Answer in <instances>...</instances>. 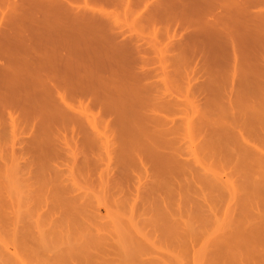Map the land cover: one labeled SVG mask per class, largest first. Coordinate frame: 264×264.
Listing matches in <instances>:
<instances>
[{
  "label": "rangeland",
  "instance_id": "rangeland-1",
  "mask_svg": "<svg viewBox=\"0 0 264 264\" xmlns=\"http://www.w3.org/2000/svg\"><path fill=\"white\" fill-rule=\"evenodd\" d=\"M14 1H16V0H14ZM20 1V2H19ZM82 0H80V2H81ZM121 1V0H120ZM120 1L119 0H117V4H115V3H112V4H105V5H103L102 6V9L104 10V12L105 13H109V16L110 17H108L109 19H110V22H111V24H114V27L116 26L119 30H116V32H124V34L123 35H121L120 36V33L119 34H116L117 35V37H115L116 39H115V41L114 42H121L122 40H123V42H129L130 44H128V45H131V47H132V43L133 42H135L133 45V48L134 47H138V46H135L136 45V43H138V45H144V48L146 49V50H144L143 49V52H145V56H143L144 54H143V52L141 51V50H139L140 51V53L139 52H135V58H138V59H142V57L143 58H147V60H149V61H147L146 59V61L147 62H149L150 64H148V66H146V65H144V66H146L145 68L147 69V71L145 72V73H147L148 71L150 72V73H152V75L149 73V75H148V73H147V76L149 77H147V76H145L146 78H148V79H150V77H152V79H150L152 82H155V83H158L159 85H155V84H153V85H150V86H148L149 88L147 89V88H145V89H147V90H144V93L146 92V93H149V91H150V93H151V95H152V97L154 96V94H155V96L152 98L153 100H151L150 102L149 101H145L146 99H143L144 98V96H142V95H140L141 97H142V99L144 100V102H147L146 103V105H147V107L149 108V109H146V108H144V110H139L138 108H140L139 106H143L142 104H139V106H137L138 104H135L134 102H131L130 100H133L132 98L133 97H129L130 98V100L128 101V103H126L127 105L125 106L124 104V106H125V109L126 110H128L129 111V113L131 114H129L130 116H125L124 118V120H129V121H131V120H133L132 122H134V123H136V124H138V127H139V129L138 130H142L145 134H148V135H151V136H148V138H143V135H142V138H140V139H138L140 142H142L141 141V139H143L144 141H146L145 142V144L147 145H149V147H148V145H147V147L149 148V149H147L146 147H144L143 148V150H145V148H146V150H149L148 152L150 153H153L155 156H156V158L157 159H160L161 160V158H162V163H164L165 165H167L168 167H170L168 170H164V169H167L168 167H166V168H163V167H165V166H163V164H161L160 163V160H158V162H156L157 160H152V158H153V156H152V154L150 153L149 154V156H152V157H146L147 155H142L143 153H144V151H139V150H136V151H138V152H136V151H134V153H130V154H134V155H132V156H129L130 154H127L128 152H130V151H128L127 149H132L131 148V145H133V143L132 144H130L129 145V147L127 148V149H124V148H126V146H128V144L125 146V145H123L122 143L123 142H121V144H119L120 142H118V139H124V137L126 138L127 136H126V134H124V137H121L123 134H119V133H121V131L123 132V130H124V132L126 131V130H128L129 128H127V127H130V126H132V124H134V123H131V122H129V121H127V124H126V121L125 122H123V121H121V118H123V116H122V114H120L118 117L117 116H114V115H111L110 113H108L109 114V117H107V121L105 122V125L107 124V123H109L108 121H110V119L112 118V116L113 117H117V118H119V119H117V118H115V119H117L118 120V123H113V121L112 122H110V124L112 123L113 124V126L112 125H110V124H108V126L109 127H105V125H103L104 123H102V122H104V120H103V118H106V117H103L101 114H99L100 112V107H103V106H100L99 104H97V105H99V109H97V107H94V108H92V106H93V104H89L90 106H88V107H90V108H85V104H84V106H83V104H82V106L85 108V109H87V110H90V111H88V113L86 112V110L85 109H83V110H85V111H81V112H85L84 114L85 115H87V114H89V117H88V120H89V118L91 119V116L94 118V119H96V121H94V119L93 120H90V121H93V122H96L97 123V119H98V117L100 118V119H102L103 121L102 122H100V123H97L98 124V126H100V125H102L101 126V129L103 128V127H105L104 129L105 130H108V132H107V135H109L110 137H111V139H112V137H113V135L116 133V134H118V135H116L117 137H115L114 136V140H112V142H110V146H112V147H107V145L105 146V144H102V147L100 146V145H97V144H95V145H93V148H91L92 146H90V145H88V139H86V140H88V141H86V143H85V145H84V143L81 145L80 144V140H81V142H83V140H85L84 138H82V137H80V134H77V133H79L80 131H78L77 129H75V132H76V134L75 135H73L74 133H70V130H73V129H71L70 128V130H68V129H64V128H67L68 126H66V125H64L63 126V129L60 131V129H61V127H62V124H53V120H57V119H52V117L51 116H49V117H51L49 120L50 121H48L49 123H48V125L46 126V127H48L49 129H45L44 130V126H45V124H47V123H44V122H46V121H44V122H42L41 121V117L40 116H36V114H38L39 115V113H42L43 111H45V109L43 110V108H41L42 106H40L39 105V107L41 108H38V109H40V110H38V112H36V113H34V111H35V109H34V111L33 112H31V111H27V112H24V111H26L25 109H24V111H22L23 112V114H22V116L23 117H25L26 118V120H25V118L23 119L24 120V122L22 123V122H20L21 124H20V126L19 125H17V126H19V127H16V126H14L13 125V127L14 128H19V130L17 131V132H19L20 134H16V132H15V134L14 133H12V130H13V128L11 127V126H9V124L10 123H12L13 124V120H10L9 122L7 121V118H9L10 119V116L9 117H7L8 116V114H6L7 112L5 111V110H2V106H1V104H0V109L3 111H1L0 110V160L2 161H0V169L2 168L3 169V171H2V169L0 170V264H10V261H12L13 263H11V264H29V263H31V264H81V263H79V262H82V263H84V264H87V263H89V264H92L93 262H95L94 264H145L144 263V260L146 261H148V259H150L148 262H150V263H152V262H154V261H159L160 263H157V262H155L154 264H194V263H196V264H209V263H211V264H218V262H219V264H221V260L220 259H222V264H264V248L262 249L261 247H260V245H258V244H261V243H263L264 241H260V239L258 238V237H260L262 240H264V227H262V226H264V222L263 221H261V220H264V212L262 213V211H264V203H262L263 201H264V194H262V193H260V192H263L264 191V185H261L260 187H259V185H260V183L261 184H264V182H258V180H261L262 181V179H264V170H262L261 171V169H260V167H262L261 166V164H260V162H261V160L262 159H258V158H254V156L251 154V153H255V151H257L253 146L255 145V144H257V143H260V142H262V143H260L261 145L262 144H264L263 142L264 141H261L262 139L264 140V117H262V116H264V114L263 113H260V112H262V111H264V107L262 108V110H260V112L258 111V110H254V111H252V110H250V111H252V112H245L244 111V113L245 114H243L242 112H243V110L245 109L246 110V108L245 107H243V104H246V103H248L249 102V104L250 105H254L253 107H256V109H258V107H260V106H258V105H260V104H253V103H256L257 101L258 102H260L259 100H262V101H264L263 99L264 98H262V96L261 97H258V96H260L259 95V92H262L263 90H262V88H264V80H263V78L264 77H262V76H264V64L262 63V62H260V61H262V59L264 58V57H261L262 59L260 60H258V57H256V56H258L259 54H261L260 52H258L259 54H257L256 53V51H261L260 49H258V50H256V51H254V50H251V51H249L248 49H249V47L252 45L251 43V45L248 43L247 44V42L246 41H244L243 39V41L244 42H246V45H248V47L243 43H239V44H241V45H243L242 47L243 48H245L246 49V52H247V54L249 55V57L251 58H249V57H245V56H247L246 54L244 55L243 54V52H241V54H238L237 56H239V55H244V56H241V57H238V58H234V54H233V51H238V50H235V49H237V47H239V45H238V43H236V48H234L233 49V47H231L232 45L230 44L231 42H229V44L228 45H231V46H229V47H224V46H222V45H220V46H214L213 44L214 43H212V46H209V45H207V46H209V47H211L212 49H213V47H215V48H217V49H215V50H212V51H214V52H209V56L208 55H206V56H208L207 58H209V59H207V61H206V63H207V66L208 67H206V66H204L206 69H208L209 68V75H207L206 76V71H204V73H202L203 71H199V69H200V64H201V61L202 60H200V58H203V57H205L206 58V56H205V54H204V56L202 55V57H200V53L201 52H199V54H196V52L194 53V54H196V56L194 57L192 54H190L191 52L190 51H192V48H191V46H188L187 45V47L188 48H184V52H181V50H177V51H179V52H177V51H164V46L168 43V41L169 40H172V41H174V40H178L177 42H185L186 41V43H187V41H189V39H188V37H186L187 35H190V33L193 31H195L194 29L192 30V31H188V30H191L192 28H193V26L191 25V27L188 29L187 28V30H184V29H186V28H183V32L181 33V31L179 30V29H182V28H180V27H177V25H175L174 23L173 24H171V22L169 21V16H170V13H169V11H162L161 12V14H159V15H156V16H154L155 15V13H154V15H148V14H146L147 12L144 10L145 9V7L147 6L146 4H149V2H151V0H149V1H147V2H145V4H143V2L145 1V0H142L141 1V3L140 4H138V3H136V1L135 0H133V2H130V3H133L132 5H130L129 4V7L128 8H126V7H124L122 4V2L120 3ZM17 2H19V3H23V1L21 2V0H17ZM15 3V2H13V0H0V20H2V22H3V19L4 18H7V19H5L6 21L8 20V22H10L11 20H15L14 18L15 17H13L14 15L16 16V12L15 11H13L12 9V7H13V5H14V3L17 5V4H19V3ZM79 2V3H80ZM119 2V3H118ZM12 4V5H11ZM122 6H121V5ZM21 5V4H20ZM20 5H18V6H20ZM22 5H25V4H22ZM143 5H145L144 7H143ZM151 7H152V5H151ZM9 8H12L11 9V11L9 10ZM3 9H4V11L5 12H3ZM1 10H2V13H1ZM9 11V12H8ZM13 11V13L12 14H9V13H11ZM145 11V12H144ZM149 11V10H148ZM155 12V11H154ZM5 13V14H4ZM196 13V12H195ZM1 14H3L4 16H2L3 18L1 19ZM17 14H18V12H17ZM156 14H158L157 12H156ZM193 14V13H192ZM197 14V13H196ZM196 14H193V16L194 15H196ZM11 15H13L12 17H11ZM150 17L151 16V18H149L148 16ZM180 15H182V14H180ZM199 12H198V15H196L195 17H199ZM201 15L202 16H200V17H206V19L208 18V14H205L204 15V13H201ZM154 16V17H153ZM209 17H211V16H209ZM9 18H12L11 20H9ZM111 18H112V20L113 21H111ZM213 18V17H212ZM212 18L211 19H208V20H211L212 21ZM16 19H17V17H16ZM206 19H203V18H201V20H200V18L198 19V20H200V22L202 21V20H206ZM4 20V21H5ZM5 21V23H4V26L6 25V27H4L3 25H2V23L0 24V43H2V42H4V41H7V38H8V41H9V43L11 42L10 40V36L9 37H7V35H9L8 33L10 32L9 30L11 29L10 28V26H8L7 24H8V22H6ZM16 22H14V23H16L17 24V20H15ZM25 21V20H24ZM23 21V22H24ZM207 21V20H206ZM210 21V22H211ZM204 22V21H203ZM13 23V22H12ZM9 25H10V23H9ZM15 25V24H14ZM14 25H13V27H14ZM23 25H24V23H23ZM171 25H175L177 28H178V30L177 29H175V27H172ZM2 26V27H1ZM10 28L9 30H8V27ZM16 26V25H15ZM113 26V25H112ZM169 26H170V28H169ZM12 27V28H13ZM113 27V28H114ZM117 28H115V29H117ZM27 29V28H26ZM175 29V30H177V31H180V33H178L177 31H176V33H178V35L176 34V38L175 37H172V38H168V35H170L171 36V34H174V33H172V32H174L173 30ZM8 32H7V31ZM14 30V29H13ZM121 30V31H120ZM170 30H172V32L170 31ZM7 32V35H5L6 34V32ZM169 31V33H167ZM2 32V33H1ZM189 32V33H188ZM243 32V31H242ZM10 33H12V32H10ZM2 34V35H1ZM13 34H15V33H13ZM17 34H21V33H17ZM16 34V35H17ZM25 34V33H24ZM11 35V34H10ZM193 35V34H192ZM214 35V34H213ZM2 36V37H1ZM14 37L15 35H11V37ZM22 36V35H21ZM25 36V35H24ZM23 36V37H24ZM180 36H181V38H180ZM215 36V35H214ZM5 37V38H4ZM7 37V38H6ZM125 37L126 38H128V40H126L125 39ZM185 37V38H184ZM192 37V36H191ZM19 38H21L20 36H19ZM25 38L26 37H24V39H22V40H25ZM133 38V39H132ZM168 38V39H167ZM173 38H175V39H173ZM214 37L212 36V38L211 39H213ZM216 38L218 39H220V37H218V36H216ZM13 39V38H12ZM17 39H18V37H17ZM27 39V38H26ZM114 39V38H113ZM129 39L131 40H134V41H129ZM210 39V38H209ZM4 40V41H3ZM116 40H118V41H116ZM216 40V39H215ZM223 41V38L222 39H220V40H216L215 42H218V43H215V44H217V45H219V43L221 44V42L220 41ZM7 41V42H8ZM14 42H16V41H14ZM14 42H12V43H10V44H13L12 46H14V45H16L17 43H15L14 44ZM23 41H21V44H23L22 43ZM191 42V41H190ZM206 43H209V42H207V41H205ZM212 42H214L213 40H212ZM225 43V42H224ZM226 43H228V42H226ZM2 44H4V46H5V44L6 43H2ZM2 44H0V45H2ZM27 44H29V43H27ZM118 44V43H117ZM185 44V43H184ZM223 44V43H222ZM8 45V44H7ZM141 45V46H142ZM4 46H3V48H4ZM9 46V45H8ZM19 46H20V44H19ZM170 46V45H169ZM199 46H202V45H199ZM205 46L206 45H204V47L203 48H205ZM15 47V46H14ZM16 47H17V45H16ZM26 47V46H25ZM190 47V48H189ZM255 47H257V46H255ZM9 49H10V47H8ZM19 48V47H18ZM258 48H261V49H263L264 48V46H261V45H259L258 46ZM1 49V48H0ZM6 49H7V46H6ZM21 49H26V50H28V51H25V50H17V49H15V50H17V52H18V56L16 55L17 53H9V55L10 54H14L15 56V58H14V60L16 61V60H18L19 61V63H20V59H22V60H25V59H28L29 57H28V52L30 51V48L28 47V49H27V47L26 48H21ZM138 49V48H137ZM137 49H134L133 51H137ZM140 49H142V48H140ZM191 49V50H190ZM194 49V48H193ZM239 49V48H238ZM252 49H255V48H252ZM257 49V48H256ZM4 50V49H3ZM2 50V51H3ZM11 50V49H10ZM14 50V51H15ZM188 50V51H187ZM200 50H202V49H200ZM233 50V51H232ZM242 50H244V49H242ZM241 50V51H242ZM7 51V50H6ZM23 53H22V52ZM147 51V52H146ZM203 51V50H202ZM254 51V52H253ZM9 52V51H8ZM31 52V51H30ZM29 52V53H30ZM142 52V53H141ZM251 52H253V54H251ZM263 52V51H262ZM7 52H5V53H2L1 51H0V68L2 69V71H1V69H0V85H1V87H6V83H7V81H8V83L7 84H9L10 82H12L11 81V79L9 80V77L4 73V72H7L3 67H5V63H9V64H12V63H10V62H8L7 61V59L5 60V58H7L8 56H6V57H2V56H5V54H6ZM32 53V52H31ZM130 53V52H129ZM136 53H139L138 55L136 54ZM204 53H206V52H204ZM207 53H208V51H207ZM236 53H238V52H236ZM236 53H235V55H236ZM8 54V53H7ZM6 54V55H7ZM127 55H128V53H126ZM130 54H132V53H130ZM141 54H143V55H141ZM203 54V53H202ZM257 54V55H256ZM261 55H263V54H261ZM22 56V58H20ZM251 56H254L253 58L251 57ZM264 56V55H263ZM10 57H12L11 55L8 57V58H10ZM126 57H129V56H126L125 55V58ZM17 58V59H16ZM20 58V59H19ZM24 58V59H23ZM130 58H133V56L131 55V57H129V59ZM204 58V59H205ZM249 58V59H248ZM13 59V58H12ZM235 59H237V61H238V66H237V71H234V66H235V64L237 63V62H235L234 63V61H235ZM9 61H10V59H8ZM13 60V61H14ZM21 60V61H22ZM144 60V62L143 63H147L146 61ZM5 61H7V62H5ZM123 61H125V59L123 60ZM129 61V60H128ZM200 61V62H199ZM203 61H205V60H203ZM131 63L132 62H134V61H130ZM138 62V61H137ZM141 62V63H140ZM264 62V61H263ZM14 63H16V62H14ZM22 63V62H21ZM20 63V64H21ZM122 63V62H121ZM136 63V62H135ZM142 60L141 61H139L138 63H136V65L134 64L133 65V67L132 68H130L131 66H129V65H132V64H125V66L127 65V67L125 68V66H124V70L122 71H120L121 72V74L118 76V77H116V78H120L121 79V82H123L124 81V84L123 85H125L128 89H130V88H134L135 90H139L140 88L139 87H141V85H144V86H147V84L146 83H148L149 84V82H151L150 80H148L149 82H147V81H144V83H143V81H142V79H140L139 77H142L143 76V70L145 69V68H141V67H144L142 64ZM9 64L7 65V67L9 66ZM95 64V66H101V65H96V63H94ZM123 65H124V63H122ZM141 64V65H140ZM2 65H4V66H2ZM16 65H18L17 63H16ZM104 65H106V64H104ZM120 65V64H119ZM123 65H121V66H123ZM201 65H203V64H201ZM110 66H112V65H110ZM109 66V67H110ZM136 66V67H135ZM6 67V68H7ZM203 67V66H202ZM95 68V67H94ZM106 69V71L107 70H109V69H107V67H105ZM117 68V67H116ZM123 68V67H122ZM205 68H202V70L203 69H205ZM5 71H4V70ZM96 69H98L97 67H96ZM101 69V71H105V70H102L103 69V67L101 66V68L99 67V70ZM112 69H113V66H112ZM112 69H111V71H112ZM114 70H116V69H114ZM117 70H120V69H117ZM142 70V71H141ZM4 71V72H3ZM100 71V73L101 74H103V76L105 75V77H106V75L107 74H105V73H102ZM245 71L248 73V74H250V72L249 71H251V73H253L252 75L250 74V76H248V74L246 73L245 74ZM26 71H23L22 73L24 74ZM97 72H98V70H97ZM108 72V71H107ZM118 72V71H117ZM27 73V72H26ZM70 74H71V72H69ZM99 73V72H98ZM144 73V74H145ZM67 74V73H66ZM73 74H75V76H72ZM72 75H70V76H68V74L67 75H65V80H76V79H79V76L80 75H78V73H73ZM76 74H77V76H76ZM82 74V73H81ZM101 74H99L100 76H102ZM119 74V73H118ZM24 75H26V77L28 78L30 75H28V73L27 74H24ZM84 75V74H83ZM90 75H92V74H90ZM89 75V77L90 78H92V76L95 78L96 76H94V75H92V76H90ZM140 75H142V76H140ZM200 75H203L204 77H200ZM253 75H255L254 77H252L251 78V76H253ZM72 76V77H71ZM102 76V77H103ZM142 77V78H145V77ZM25 77V78H26ZM63 78H64V76H62ZM81 77V76H80ZM88 76H86V78H87ZM206 77V78H205ZM58 78H60V77H58ZM85 78V77H84ZM93 79V78H92ZM98 79V78H97ZM250 79H252V80H250ZM21 80V79H20ZM27 80H29V81H27V83L28 82H30V79H27ZM80 80H83V79H80ZM85 80H87V79H84L83 80V82L85 81ZM91 80V79H90ZM96 80V79H95ZM141 80V81H140ZM143 80H145V79H143ZM254 80V81H253ZM262 80V81H261ZM23 81V80H22ZM63 81V80H62ZM91 81H93V80H91ZM97 81H99V80H97ZM97 81H95V82H97ZM190 81V82H189ZM203 81H205V84H207L206 86L203 84L204 82ZM249 81V82H248ZM253 81V82H252ZM20 82V81H19ZM94 82V81H93ZM146 82V83H145ZM255 82V83H254ZM16 83H17V81H16ZM25 83V82H24ZM32 83V82H31ZM62 83H64V82H62ZM188 83H190V84H188ZM201 83L203 84V86H201ZM20 84H22V83H20ZM26 84V83H25ZM29 84L30 83H28V85L27 86H29ZM150 84H152V83H150ZM196 84H199L200 86H198V85H196ZM255 84V85H254ZM3 85H5V86H3ZM10 85V87H12L11 85L12 84H9ZM18 85V84H17ZM23 85V87H24V84H22ZM31 85V84H30ZM194 86V90H193V86ZM196 85V86H195ZM251 85H253V87H254V89L251 87ZM19 87H21L20 85H18ZM27 86H25L24 88H26ZM62 86V85H61ZM125 86H124V88H125ZM152 86V87H151ZM256 86H257V88L259 87L260 88V90H259V88L257 89L256 88ZM9 86L7 85V88H8ZM9 87V88H10ZM23 87H21V88H23ZM32 87V89H31V91L33 92L35 89H33V86H31ZM42 87H44V86H41L40 88H42ZM66 87V86H65ZM155 87H156V90H158V92L161 94V96L162 97H159L158 95H160V94H158V92L157 91H155L154 93H152L151 91H153V89L155 90ZM158 87V88H157ZM249 87H251V88H249ZM7 88H4V89H6V90H10L9 88L7 89ZM15 88H18V87H15ZM21 88H19L17 91H19V92H21L20 90H21ZM63 88V87H62ZM144 88V87H143ZM150 88H151V90H150ZM199 88H201V89H199ZM207 88V89H206ZM3 89V92L5 93V90ZM37 89V88H36ZM128 89H126V90H128ZM196 89V90H195ZM253 91H251V90ZM13 90H15V89H13ZM27 90H29V88L27 89ZM40 91L41 90H44V88L43 89H39ZM61 90V89H60ZM140 90H143V89H140ZM149 90V91H148ZM199 90H200V92H199ZM205 92H204V91ZM207 90H208V93H207ZM214 90L217 92V91H220V92H218V93H213L214 92ZM257 91V92H254V91ZM12 91V90H11ZM26 91V90H25ZM24 91V93H21L20 95L18 94V92L17 93H13V94H18L19 96L17 97V99H15V98H13V100H17V102L19 101V100H23V98H25V97H23V98H21L26 92ZM40 91H38V92H40ZM64 91V90H63ZM63 91L61 90L60 92L62 93V94H64L63 93ZM68 91V90H67ZM66 91V92H67ZM130 91V90H129ZM128 91V92H129ZM148 91V92H147ZM197 91V92H196ZM203 91V93H201ZM3 92H2V88H1V93L3 94ZM8 91H6V95L10 92H8ZM36 92V91H35ZM43 92V91H42ZM52 92V91H51ZM133 92V91H132ZM135 92H139V91H135ZM195 92L196 93H198V94H195ZM28 93V92H27ZM30 93V92H29ZM37 93V92H36ZM44 93V92H43ZM48 93V92H47ZM53 93V92H52ZM255 93V94H254ZM1 95L0 94V96H6V95ZM32 93H30V95H31ZM38 94V93H37ZM37 94H34V96H36ZM46 94V93H45ZM67 93H65L64 95H66ZM129 94H132V93H129ZM158 94V95H157ZM203 95V97H199L200 95ZM214 94H219L220 96H218V95H214ZM227 94H229L228 96H227ZM251 94V95H250ZM254 94V95H253ZM261 94V93H260ZM262 94H263V96H264V91L262 92ZM11 95V94H10ZM29 95V96H30ZM41 92H40V94H38V96H37V99H39L41 96ZM44 95V94H43ZM70 95V94H69ZM149 95V94H148ZM151 95H149V97L151 98ZM250 95V96H249ZM12 96V95H11ZM15 95H13L12 97H14ZM21 96V97H20ZM24 96H26V95H24ZM34 96H33V99L34 100H37V99H35L34 98ZM40 96V97H39ZM45 96V95H44ZM51 96V95H50ZM53 96L54 97H56L57 95H55L54 93H53ZM63 96V95H62ZM129 96H131V95H129ZM139 96V97H140ZM171 96H172V98L174 99L175 97L177 98V100H180V101H182V102H184L185 104H183V105H180V106H184L183 108L182 107H177V108H175V107H172L173 106V104L172 103H170V104H167L166 105V101H170V98H171ZM228 98V97H230V98H228V99H226V97ZM256 96V97H255ZM39 97V98H38ZM52 97V96H51ZM65 97V96H64ZM66 97H68V95L66 96ZM65 97V98H66ZM138 97V96H137ZM217 97V98H216ZM219 97L220 98H222V101H221V103L220 102H218V100H219ZM258 97V98H257ZM4 98H6V97H4ZM1 99L0 101H2V102H0V103H2V105H4L5 103L4 102H6V104L5 105H7L8 106V104H10V103H12V102H9V100H7V98H9V99H11L10 98V96H9V94L7 95V98H6V101H4L5 99ZM21 98V99H20ZM42 98H43V96H42ZM57 98L58 97H56V100H57ZM69 98H71V99H73V97H69ZM84 98V97H83ZM145 98H147L146 96H145ZM200 98H204V99H200ZM213 98V99H212ZM247 98V100H245ZM251 98V99H250ZM255 98V99H254ZM51 99H53V98H51ZM80 99V98H79ZM82 99V98H81ZM81 99H80V101H81ZM149 98H147V100H148ZM154 99H160V100H158V101H156V100H154ZM163 99H164V102L162 103L163 104V106H167V107H153V106H155V104L157 105V104H161V102L163 101ZM211 99V100H210ZM252 100L253 102H251L250 100ZM12 100V101H13ZM27 100V99H26ZM25 100V101H26ZM47 100V99H46ZM74 100H76V99H74ZM74 100H72V101H74ZM85 100H88V99H85ZM81 101L82 103H88V101L86 102V101ZM135 100V99H134ZM150 100V99H149ZM166 100V101H165ZM203 100L205 101L204 103H206V101H207V103L205 104V105H207V106H205V107H202V106H204V103H202L203 102ZM255 100H257V101H255ZM24 101V102H25ZM33 101V100H32ZM39 101H41V100H39ZM42 101H43V99H42ZM53 101V103H54V101H55V99L54 100H52ZM124 101V100H123ZM123 101H121V103L123 102ZM137 101V100H136ZM139 101H141V99H139ZM152 101H154L153 102V106H152ZM159 101H160V103H159ZM216 102V104H215V102ZM220 101V100H219ZM231 101V102H230ZM247 101V102H246ZM16 102V103H17ZM20 102V101H19ZM22 102V104H24L23 103V101H21ZM27 102V101H26ZM36 102V101H35ZM64 102H66V101H64ZM92 102H95V101H92ZM126 102V101H125ZM157 102V103H156ZM246 102V103H245ZM15 102H13V104H14ZM15 103V104H16ZM33 103V102H32ZM31 103V104H32ZM38 103V102H37ZM62 103V102H61ZM72 103V106H74L73 104H74V102H71ZM77 103H79V100H77ZM97 103V102H96ZM124 103V102H123ZM148 103H150V105L149 106H151V107H149L148 106ZM192 105H191V104ZM261 103V105H263V103L262 102H260ZM13 104H11V105H9L8 107H12V105ZM21 104V103H20ZM26 104H28V103H26ZM35 103H33V105H34ZM65 104H67V107H69V105H71L70 104V102H68V103H65ZM145 104V103H144ZM187 104H189V105H187ZM198 104H201L200 105V109H202L203 110V108H207L208 110H207V112H209V114H206V119H205V117H203V118H201L202 116H200V115H198V113H200V114H202L201 112V110H199V109H196L195 107H197V105ZM217 104H219L220 106H225L224 107V111H225V114H224V112L223 111H220V110H223V109H220L219 110V108H221V107H219V108H217V107H215L214 105H216V106H219V105H217ZM32 105V106H33ZM35 105H37V104H35ZM34 105V106H35ZM62 106H63V104H61ZM60 105V106H61ZM80 105V103L79 104H77V106H79ZM94 105H96V104H94ZM113 105V104H112ZM132 106L133 108H135V109H133L132 107H131V110H130V107L129 106ZM231 105H234L235 106V108H237V112H241L240 114H239V116H237V114H236V116H235V113H233V108H231V107H234V106H231ZM246 105H248V104H246ZM245 105V106H246ZM249 105V106H250ZM16 106H17V104H16ZM19 106V105H18ZM27 106H29V105H27ZM45 106V105H44ZM59 106V107H60ZM77 106H74V107H77ZM81 106V105H80ZM111 106V105H110ZM114 106H116L115 104H114ZM124 106H122V107H124ZM157 106H161V105H157ZM249 106H247V107H249ZM6 106H4V108H5ZM8 107H6L7 108V111H8ZM23 105H22V108H20V109H23ZM57 107V106H56ZM63 107H65V105L63 106ZM73 107V108H74ZM109 107V106H108ZM138 107V108H137ZM192 107H194V109L192 108ZM229 107V108H228ZM238 107H240V108H243V109H241L240 110V108H238ZM252 107V108H253ZM12 108H14V107H12ZM32 108H34V107H32ZM45 108H47L46 106H45ZM61 108V107H60ZM72 108V109H73ZM78 108V107H77ZM76 108V109H77ZM82 107H80V108H78V110H80ZM117 108V107H116ZM142 108V107H141ZM153 110H152V109ZM159 108H160V110H162L161 108H163V111H160L159 110ZM180 108V109H179ZM198 108H199V106H198ZM215 108V113H217L216 115L213 113L214 112V109ZM226 108H228V109H226ZM15 109V108H14ZM20 109H18V110H20ZM59 109V108H58ZM72 110L71 108H68L67 110L66 109H62L61 111L62 112H64L63 110H66L67 112H71L70 114H72L73 113V111H70V110ZM109 109V108H108ZM111 109H112V107H111ZM115 109V108H114ZM117 109H119V111H121V108H117ZM116 109V110H117ZM124 109V108H123ZM133 109V110H132ZM151 109V110H150ZM158 109V110H157ZM167 109V110H166ZM181 110V111H179V110ZM226 109V110H225ZM253 109H255V108H253ZM10 110H12V109H10ZM17 110V109H16ZM82 110V109H81ZM125 110V111H126ZM135 110V111H134ZM141 111V113H138L137 114V112L138 111ZM192 110H194V111H196V112H193ZM197 110L198 111H201V112H197ZM240 110V111H239ZM4 111H5V113H4ZM13 111H15V110H13ZM41 111V112H40ZM118 111V110H117ZM123 112H124V110H122ZM155 111V112H154ZM203 111H206V110H203ZM213 113V115L211 114V112ZM227 111H228V113H227ZM236 111H234V112H236ZM247 111H249V110H247ZM257 111L261 114V115H258L257 114ZM17 112H19V111H17ZM49 112V111H48ZM52 112V111H51ZM67 112H65V113H67ZM75 112V111H74ZM102 112H104L103 114H107L106 112L107 111H104V109H102ZM108 112H110V111H108ZM143 112H146V113H143ZM158 112H160V113H158ZM236 112V113H237ZM256 112V113H255ZM4 113V114H3ZM9 113H10V111H9ZM44 113V112H43ZM55 113V112H54ZM61 113V112H60ZM76 113H78V111H76ZM115 113H117V112H114V114ZM120 113V112H119ZM122 113V112H121ZM134 113V114H133ZM203 113H206V112H203ZM251 113V114H250ZM6 114V115H5ZM12 114H14V112H12ZM20 115H21V113H19ZM44 114H47V112L46 113H44ZM61 114H63V113H61ZM69 114V113H68ZM113 114V113H112ZM133 114V115H132ZM142 114H145V115H150V114H152V116H160L159 118L160 119H162V120H166L165 121V123L166 122H172V120H174L170 125H171V128H170V131H171V129H172V131L171 132H173L171 135H181V137L180 136H178V138L180 139V140H178V144H177V147H176V145H172V144H170V146H172V148L170 149V148H168V149H170V150H172L174 147H176V149H177V151H178V153H177V151H175V153L174 154H177V156H178V158L177 159H174L175 161L173 162V161H171V158H172V160H173V158H174V156H172L171 154H173V153H171V152H173V150H176L175 148L172 150V151H169V150H167L166 152H164V150H162V149H165L166 147H163V148H158L159 146H161L162 147V143L161 142H158V143H161L160 145H158L157 146V149H156V147H155V145L153 144V142H152V140H149V141H147L146 139H149L150 137H158V136H161V135H158V136H156L157 134H155L154 136H152V134H150L151 132H152V130H148V129H153V127H152V125H154V124H150V128H147V127H145V125L144 124H146L143 120L144 119H147V122L149 121L148 120V116L146 117V116H144V118H142L143 120V124H142V121H140V118L139 117H141V115ZM155 114V115H154ZM228 114H229V116H228ZM242 114L243 115H248L249 116V118L252 120L251 122H249V123H247V124H250V123H254V125L252 124H250L249 126L247 125L245 128H246V130H248L249 129V133H246V134H244L245 132L244 131H246L245 130V128L243 127L244 125H246V124H244V125H241L242 123H243V120L244 119H247L248 118V116H244V117H241L242 116ZM253 114V115H252ZM54 115V114H53ZM74 115H76L75 113H74ZM80 115V114H79ZM138 117H137V116ZM140 115V116H139ZM203 115V114H202ZM234 115V116H233ZM252 115V116H251ZM3 116H4V118H3ZM15 116H19V115H17L16 113H15ZM15 116H11V117H13V118H15ZM56 116V115H55ZM60 116H62V117H64L63 115H60ZM78 116V115H77ZM108 116V115H107ZM111 116V117H110ZM232 116H233V118H232ZM39 117H40V119H39ZM45 117V116H44ZM54 117V116H53ZM61 117V118H62ZM96 117V118H95ZM127 117V118H126ZM143 117V116H142ZM251 117H253V118H251ZM259 117H261V118H259ZM56 118V117H55ZM57 118H59V117H57ZM67 118V117H66ZM68 118H71V117H68ZM81 118H82V115H81ZM151 118V117H150ZM154 118V117H153ZM185 118H187V119H185ZM229 118V119H228ZM232 118V119H231ZM244 118V119H243ZM254 118L256 119V120H254ZM263 118V119H262ZM1 119L2 120H4V124L2 125V122L3 121H1ZM8 119V120H9ZM45 120H48V119H46V118H44ZM64 118H62V120H63ZM77 119H78V117H77ZM85 119V118H84ZM112 119H114V118H112ZM155 119V118H154ZM153 119V120H154ZM188 120V121H186V122H188L189 124H190V126L192 125H196V124H192L193 122H196L197 120V122L198 123H200V122H202V123H204V120H201V121H199L200 119H205V122H209V121H207V120H210L211 122H209L210 124L209 125H211V124H213L212 126V128H211V126H207L208 124H206V126H201V127H204V129L205 130H207V129H210V130H207V131H205L203 128H201V131L202 130H204V132H201V133H199V134H204L203 136H204V138H202V136L200 135V138H196V135H195V133L194 132H196V130H194V127L192 128H190V129H192L193 131H191V132H189V131H187V129H189V128H187L186 129V126H188L189 127V125L186 123V125H184V124H182V123H179L177 126L175 125V123L174 122H179L180 120ZM192 119V120H191ZM212 119V120H211ZM228 119V120H227ZM235 119V120H234ZM236 119H238V120H242V121H238V120H236ZM250 119H248V120H250ZM262 119V121H260ZM23 121L22 120V118H20V119H18V121ZM28 120V121H27ZM43 120V119H42ZM59 120H61V119H59ZM64 120H66V119H64ZM156 120H158V117H157V119ZM179 120V121H178ZM180 121V122H185V121ZM189 120H191V122H189ZM218 120H220V122H222L223 123V128H222V130H224V131H221V127H220V124H217V125H215V122H212V121H216L217 123H219V121ZM5 121H6V123L8 124H5ZM25 121H27V122H25ZM79 121V120H78ZM244 121H246V120H244ZM256 121H258V122H256ZM14 122H16V121H14ZM41 122V124H38V123H40ZM52 122V123H51ZM67 122H70V121H67ZM83 122V121H82ZM86 123V126L90 123H88L87 124V121H85ZM93 122H91V123H93ZM114 122H116V121H114ZM123 122V123H122ZM155 122V121H154ZM159 121H157V123H158ZM240 122V123H239ZM242 122V123H241ZM246 122H248V121H246ZM71 123V122H70ZM79 123H81L80 121H79ZM95 123V124H96ZM129 123V124H128ZM152 123H153V121H152ZM160 123H161V121H160ZM165 123H163V124H165ZM174 123V124H173ZM202 123H200V125L202 124ZM236 123H238L239 125H237ZM245 123V122H244ZM256 123V124H255ZM258 123H260V125H261V127L259 126V124ZM11 124V125H12ZM19 124V123H18ZM69 124V123H68ZM72 124H74V123H72ZM76 124V123H75ZM124 124L126 125V128H124L125 126H124ZM163 124H161V125H163ZM167 124V123H166ZM177 124V123H176ZM205 124V123H204ZM258 124V125H257ZM263 124V125H262ZM5 125V126H4ZM39 125V126H38ZM42 125V126H41ZM61 126L60 127V129H58L57 127H59V126ZM78 125V124H77ZM90 125V124H89ZM120 125V126H119ZM129 125V126H128ZM147 125H149V124H147ZM156 125V124H155ZM169 125V124H168ZM167 125V126H168ZM169 125V126H170ZM182 125H184L185 127V129H183V127H182V129H180V127L182 126ZM197 125H199V124H197ZM218 125H219V127H218ZM237 125V126H236ZM241 125V126H240ZM66 126V127H65ZM69 126H71L70 124H69ZM76 126V125H75ZM86 126H82V127H86ZM91 126V125H90ZM96 126V125H95ZM94 125H93V128H89V130L91 129L92 131L94 130V128L95 129H97V127H95ZM134 126L135 127H132V128H130V129H132L131 131H128L127 133L128 134H130L133 130L135 131V128H136V126L137 125H135L134 124ZM157 126V125H156ZM178 126H180V127H178ZM239 126V127H238ZM254 128H253V127ZM255 126H258V127H255ZM45 127V128H46ZM121 127V129H123V130H119V128ZM205 127H207V129L205 128ZM228 127V129H231V130H229V132H231V133H229V134H235V136L233 137V138H235L236 136H238V137H240V134L242 133V137L244 138V139H246V140H248V141H250V139L252 138V135L254 134V135H259V139H256V138H252V140H253V142H255L256 140H258V142L257 143H254V145H251V147H250V144H253V143H247V141H242V139L240 140V141H236L235 142V144H237V146L236 145H234V147H232L233 145V143H234V141L235 140H233L232 139V137H230L229 136V134H228V132H226V130L224 129V128H227ZM231 127H233V128H231ZM237 127V130L235 129ZM243 127V131L241 130V133H240V131L238 130V129H240V128H242ZM247 127H249V128H247ZM69 128V127H68ZM75 128H77V127H75ZM108 128H110V129H108ZM157 128H159V129H161L162 127L161 126H158V127H155L154 129H157ZM168 128V127H167ZM253 128V130L254 131H251V132H255V133H251L250 132V130ZM17 129H14V130H17ZM54 129H56V130H54ZM57 129L60 131V133L61 134H59V136L61 135V137L62 136H64V138H63V140H65L66 139V141H67V145H66V141H62L61 140V138L59 137V136H57V135H55V132L57 131ZM84 129V128H83ZM100 129V127L95 131V133L98 131ZM104 129L102 130V131H104ZM256 129V130H255ZM260 129V130H259ZM64 130V131H63ZM77 130V131H76ZM85 130H87V129H85ZM85 130H83V131H85ZM90 130V131H91ZM162 131H163V128L161 129ZM44 131V132H43ZM46 131V132H45ZM50 131V132H49ZM67 131H69V132H67ZM74 131V130H73ZM99 131H101V130H99ZM99 131H98V133H99ZM109 131H111V133H113V132H115L114 134H110L109 133ZM119 132V133H117V132ZM136 131H137V129H136ZM142 131L141 132H139L138 134H140V133H142ZM166 131H168L167 133H169V129L168 130H166ZM187 131V132H186ZM198 131H200V130H198ZM233 131H236V132H238V135H237V133L236 132H234V133H232ZM146 132H148V133H146ZM153 132H155L154 130H153ZM206 132V133H205ZM212 132V133H211ZM248 132V131H247ZM44 133H46V135L44 134ZM53 133V134H52ZM81 134H82V132H80ZM93 133H94V131H93ZM101 133H103V132H101ZM105 133V132H104ZM104 133H103V135H104ZM126 133V132H125ZM157 133H159V132H157ZM189 133V134H188ZM209 133H211V134H209ZM215 133V134H214ZM227 133V136L226 135H224V134H226ZM240 133V134H239ZM50 134V135H49ZM86 134V133H85ZM133 134H137V133H132L131 135H133ZM160 134H162V133H160ZM206 134H209V135H206ZM244 134V135H243ZM262 134V135H261ZM52 135H54V136H52ZM86 135H88V134H86ZM91 135V134H90ZM102 135V134H101ZM100 134H95V135H93V136H95V137H93L92 136V138H94L92 141H95V143H96V141L97 140H95V139H98L99 137L101 138V141H100V143H104L103 142V139L105 138L106 140H107V138H109V141H111L110 140V137H107L106 138V136H101ZM112 135V136H111ZM162 135H164V134H162ZM166 135H169V134H166ZM218 135H219V137H218ZM253 135V137H255ZM12 136V137H11ZM74 136V139L73 138H71V137H73ZM89 136V135H88ZM88 136H84V137H88ZM96 136H99L98 138H96ZM129 136V135H128ZM134 137V139L136 138V137H138L137 135H133ZM165 136V135H164ZM175 136H171V138L172 137H174V138H176V139H178L177 137H175ZM207 138H209V139H207ZM212 136H214V137H212ZM222 136L224 137V138H222ZM232 136V135H231ZM261 136V137H260ZM44 137V138H43ZM48 137V138H47ZM55 137V138H54ZM104 137V138H103ZM119 137H121V138H119ZM163 137V136H162ZM167 137V136H166ZM229 137V138H228ZM237 137V138H238ZM246 137H248V138H250V139H248V138H246ZM45 138H46V140H45ZM56 138H60L59 140L58 139H56ZM70 138V139H69ZM91 138V137H90ZM103 138V139H102ZM116 138H117V142H115V143H117V144H115V143H113L114 141H116ZM159 138H161V137H158L157 139L159 140ZM164 138V137H163ZM162 138V139H163ZM192 138V140L193 139H197V141H192L193 142V144H191L189 147H188V145L187 146H181V145H179V144H181V140H182V143L183 142H185V141H190V139ZM40 139H43V140H41V142H48V143H46L47 145H51V146H53L52 148H51V146L49 147V149H52V150H50L49 151V149L47 148V146H45L44 145V147H43V145H40L41 147H43L42 149L43 150H41L40 151V149L41 148H39V146L38 147H34V146H36V145H38V144H35V143H37V142H40ZM54 140L55 142H58V143H55L54 141H53V143H52V140ZM83 139V140H82ZM105 139H104V141H105ZM153 139V141H155L156 139H154V138H152ZM164 139H167V138H164ZM168 139L169 140H172V139H170V137H168ZM184 139V140H183ZM201 139H203V140H201ZM212 141H211V140ZM232 140V141H229V140ZM70 140V141H69ZM73 140V141H72ZM126 140H128L127 138H126ZM136 140V139H135ZM174 140V139H173ZM203 141L204 143V145H206V151L205 152H201L200 153V149H198V150H196L195 151V148H197V146H195L199 141ZM237 140H239V138L237 139ZM21 141V142H20ZM49 141H51L50 143H49ZM120 141V140H119ZM130 141H132V140H130ZM129 140H128V142H130ZM134 141V140H133ZM167 141V140H166ZM174 141H177V140H174ZM11 142V143H10ZM14 142V143H13ZM23 142V143H22ZM40 142V143H41ZM62 143V144H60V143ZM70 142V143H69ZM85 142V141H84ZM97 142H99V140L97 141ZM128 142H126V143H128ZM136 142H138V141H136ZM136 142H134V144H136ZM192 142H190V143H192ZM238 142V143H237ZM242 142H244L247 146V148H248V146L252 149H255V151L254 152H251V153H248V152H246V149L244 150V148L243 149H241L242 147H244V146H241V145H245L244 143L242 144ZM21 143V144H20ZM28 143V144H27ZM39 143V144H40ZM73 143V144H72ZM91 143H93V142H91ZM105 143H107L106 141H105ZM156 143V142H155ZM172 143V142H171ZM174 143V142H173ZM199 143H202V142H199ZM230 144V146H229V144ZM11 144V145H10ZM79 144V145H78ZM94 144V143H93ZM145 144L143 145V146H145ZM166 144H169V143H166ZM175 144V143H174ZM189 144V143H188ZM195 144V145H194ZM217 144V146H215ZM14 145V146H13ZM21 145V146H20ZM24 145V146H23ZM28 145V146H27ZM32 145V146H31ZM65 147H64V146ZM76 146V145H78V146H76L74 149L76 150V151H78L79 150V148H81L82 147V152L83 153H81L80 151H78V152H76V154H72V153H70L69 151V149H71V148H73V147H70V146ZM80 145H81V147H80ZM113 145H115V146H113ZM119 145V147L120 148H116L117 146ZM137 145H139L140 146V144L139 143H137ZM157 145V144H156ZM195 146V148H194V146ZM204 145H200V146H204ZM258 145V144H257ZM256 145V146H257ZM84 146V147H83ZM86 146L88 147V146H90V148H89V150H91L90 152H88L87 153V151H89V150H87L88 148H86ZM124 146V148H122ZM135 146V145H134ZM163 146H166V145H163ZM192 146V147H191ZM199 146V147H200ZM264 146V145H263ZM14 147H16V148H14ZM32 147V148H31ZM34 147V148H33ZM97 147H99L100 148V150L98 151V149L99 148H97ZM108 148L109 150H110V148H114V149H112L111 151H113L114 152V150H115V154H116V156H115V154H113V153H111V155L109 156H105L106 154L105 153H107V154H110V152H107V151H104L106 148ZM168 147V146H167ZM198 147V148H199ZM236 147H238L240 150H237V149H235ZM260 147V146H259ZM39 148V149H38ZM65 148V149H64ZM84 148H86V149H84ZM103 148H105V149H103ZM122 148V149H121ZM134 149H140V148H142V147H137V146H135V147H133ZM179 148V149H178ZM183 148H187L186 150H184L183 151ZM194 148V149H193ZM201 148V147H200ZM212 148H214V149H217V153H220V152H222L221 154H217V156H215L216 155V153L214 154V152H212ZM262 149H261V152L263 151V153H264V147H261ZM3 149V150H2ZM33 149H37L38 151L36 152L35 150V153H40L39 154V156L40 155H42L43 156V163L45 162V163H48L49 162V164L48 165H50V166H48L47 167V165L44 163L43 164V166H40L39 164H41V162H39L40 160H42L41 158H40V160H39V158L38 157H35L34 155L35 154H33L34 153V151H33ZM45 149H48L47 151L45 150ZM67 149V150H66ZM74 149H72V152H75V150ZM78 149V150H77ZM93 149V150H92ZM103 149V150H102ZM108 149H106V150H108ZM122 150V152H125V153H121V151L120 150ZM124 149V150H123ZM129 149V150H130ZM134 149H132V150H134ZM161 150L163 153L161 154V153H159V155L158 154H156L157 152H159V150ZM167 149V148H166ZM204 149V148H203ZM249 149V148H248ZM257 149H258V146H257ZM14 150V151H13ZM96 150V151H95ZM127 150V151H126ZM145 150V151H146ZM158 150V151H157ZM189 150V151H188ZM194 150V151H193ZM250 150V149H249ZM2 151V152H1ZM7 151V152H6ZM21 151V152H20ZM30 151H31V153H30ZM43 151H45V155L48 157V158H46L43 154H44V152ZM93 151V153H91ZM193 151V156L192 155H190L189 153L190 152H192ZM211 151V152H210ZM238 153H241V154H238L237 155V152ZM241 151V152H240ZM11 152H13V153H15L16 155H13V153H11ZM18 154H17V153ZM20 152V153H19ZM24 152V153H23ZM94 152H96V153H94ZM99 152V153H98ZM102 152H105L104 154V158H105V160L106 161H104V158H103V153ZM118 152H120L121 154H119ZM127 152V153H126ZM147 152V151H146ZM147 152V153H148ZM181 152H184V153H186L185 155L186 156H181V157H183V158H181L180 156H179V153H181ZM209 152L211 153V154H209ZM261 152L259 153V151H258V153H259V157L262 155V156H264V154H261ZM4 153V154H3ZM28 153V154H27ZM42 153V154H41ZM65 153H66V155H65ZM91 153V154H90ZM97 153H98V155L99 156H96L97 155ZM102 153V154H101ZM139 153H142V154H140L139 155ZM10 154V155H9ZM21 154H22V156H21ZM23 154H25V156L23 155ZM31 154V155H30ZM32 154H33V157L34 158H32ZM75 155V156H73L72 157V155ZM81 154H85V155H81ZM89 154V155H88ZM125 154H127V156L128 157H131V158H137V160H135V159H130V158H128L127 156H125V158H124V156L123 155H125ZM146 154V153H145ZM181 154H183V153H181ZM209 154V155H208ZM214 154V155H213ZM29 155V156H28ZM36 155H38V154H36ZM88 155V156H87ZM119 155H121L122 157H121V159L120 158H117V159H114V157L116 158V157H118ZM138 155V156H137ZM158 155V156H157ZM168 157H167V156ZM184 155V154H183ZM208 155V156H207ZM219 155V156H218ZM221 155V156H220ZM2 156V157H1ZM9 158H8V157ZM11 156V157H10ZM20 156V157H19ZM31 156V157H30ZM42 156H40V157H42ZM83 156V157H82ZM112 156V159L110 158ZM114 156V157H113ZM136 156V157H135ZM176 156V157H177ZM203 156V157H202ZM245 156V157H244ZM5 157V158H4ZM25 157V158H24ZM76 159H75V158ZM85 157V158H84ZM95 157V158H94ZM120 157V156H119ZM143 157V158H142ZM144 157L147 159H144ZM160 157V158H159ZM209 157V158H208ZM211 157V158H210ZM215 157H218V159H216V161L214 160V158ZM23 158V159H22ZM47 159V160H44V159ZM72 158V159H71ZM88 158V159H87ZM107 158V159H106ZM131 160V162H132V164H134V165H136V166H134V165H130V164H128L127 166H128V168H127V166H123V165H120V164H124L125 165V163L127 164V163H131V162H129V161H122L121 162V160ZM138 158H140L139 160H138ZM156 158H154V159H156ZM197 158V159H196ZM264 158V157H263ZM4 159V160H3ZM35 159V160H34ZM67 159V160H66ZM101 159H103L102 161H100ZM109 159V160H108ZM120 159V160H119ZM149 159H151L150 161H152V162H150L149 161ZM181 159V161H185V162H188V163H186V167H190L188 164H190V165H192L193 166V168H196L195 170H197V171H195V170H192L193 168H190V171H189V175L191 176V178H189L190 176L185 172L186 170H184V169H182L183 167H182V163L181 164H175V162L176 161H178V160H180ZM193 159H196V160H198V161H194ZM220 159V160H219ZM245 161H247V160H250V162L249 161H247V162H249L251 165H249L247 162H243L244 160ZM247 159V160H246ZM258 159V160H257ZM11 160V161H10ZM37 160H38V163H37V165H36V162H37ZM48 160H50V161H48ZM72 160L74 161V162H72ZM81 160H83V161H81ZM88 160V161H87ZM116 160V161H115ZM134 160H135V163H134ZM145 160V161H144ZM188 160V161H187ZM217 160H219V162H217ZM260 160V161H259ZM264 160V159H263ZM13 161V162H12ZM24 161H26V162H24ZM28 161H30V162H28ZM35 162V164L34 163H32V162ZM66 161V164L64 163ZM100 161V162H99ZM103 161H104V163H103ZM111 162V165H110V167H108V165L110 164V162ZM112 161H114V162H112ZM118 161V163H120V164H117L116 165V163L115 162H117ZM142 161V162H141ZM150 163H149V162ZM193 161V162H192ZM255 161H257V162H255ZM53 162H56V163H60V164H56V163H53ZM79 162H80V166L82 167H80L79 166ZM137 162H140V163H138L137 164ZM144 162V163H143ZM185 162H183V163H185ZM195 163V164H192V163ZM212 162H214V163H212ZM10 163L11 164H13V165H10ZM20 163V164H19ZM52 163V164H51ZM70 163H72L71 164V167H69V169H68V167H67V165L68 164H70ZM85 165H84V164ZM90 163V164H89ZM98 163V164H97ZM100 163H103V165L102 164H100ZM107 163H109L107 166L105 165V164H107ZM146 163V164H145ZM150 165H149V164ZM152 163H158V164H153L154 166H152ZM205 163H206V165H205ZM209 163V164H208ZM210 163L212 164V165H214L213 167L214 168H210V166H212V165H210ZM19 164V165H18ZM28 164H29V166H28ZM55 165V167H53L54 165ZM173 164H175V166L174 167H171L170 165H172L173 166ZM263 164V163H262ZM2 165V166H1ZM60 165H62V166H60ZM65 165V166H64ZM72 165H74V166H72ZM88 165H91V166H88ZM94 165V166H93ZM97 165V166H96ZM178 165H180L181 167H179ZM209 167H208V166ZM19 166V167H18ZM23 166V167H22ZM34 166V167H33ZM57 166V167H56ZM68 166H70V165H68ZM86 166H88V167H86ZM100 166V167H99ZM129 166L131 167V168H129ZM135 168H134V167ZM151 166V167H150ZM157 166H163V167H161V168H159V167H157ZM183 166H185L184 164H183ZM194 166H196V167H194ZM204 166V168H206L207 167V169L210 171V172H208L207 170H205L204 169V171H203V169H202V167ZM251 166H253V167H251ZM5 167L8 169H5ZM18 167V168H17ZM21 167L22 168H24V169H21ZM26 167V168H25ZM59 167V168H58ZM83 167H84V170H83ZM92 167V168H91ZM106 167H107V169H110V171H112V172H108V173H110L109 174V176H108V178H106V174L105 173H102V172H105V170H106V173H107V171H109V170H107L106 169ZM124 167V168H123ZM152 167L155 169V168H157L156 169V171H157V173H158V171H160V172H162V176H160V177H157V176H159V175H157V173L156 172H153L154 170H152ZM185 167V168H186ZM215 167H216V169H215ZM254 167H256L255 169H256V171H258L257 173L254 171ZM30 168V169H29ZM32 168V169H31ZM41 168V169H40ZM51 168V169H50ZM55 168V169H54ZM67 168V169H66ZM73 168V169H72ZM92 169V171L90 170L89 171V169ZM150 168V169H149ZM13 169H15V170H13ZM64 169V170H63ZM74 169H75V171H74ZM101 169V170H100ZM114 169H115V171H114ZM120 169H122V170H124V171H121ZM132 169V170H131ZM159 169V170H158ZM198 169H199V171H198ZM212 169H215L216 171H217V173H216V171L215 170H212ZM263 169H264V167H263ZM23 170V171H22ZM38 170V171H37ZM68 170V172H66ZM71 170V171H70ZM82 170V171H81ZM130 170H131V172H130ZM139 170V171H138ZM146 170V171H145ZM161 170H163V171H161ZM73 171V172H72ZM88 171V172H87ZM97 171V173L96 174H98V175H96V174H94L95 172ZM121 171V173H119ZM136 171H138L137 173H139L140 172V175H141V177H143L144 176V178H141V179H143V180H141L140 179V176H139V174H137L136 173ZM166 171H168V173H170L171 172V174H169V175H171V176H168L166 173ZM188 171V170H187ZM191 171H195V172H191ZM207 171V172H206ZM38 172V173H37ZM70 172V176L69 175H67L68 173ZM83 172V173H82ZM86 172V173H85ZM93 172V173H92ZM101 172V173H100ZM145 172V173H144ZM159 172V173H160ZM164 172V173H163ZM207 173L206 175L204 174V173ZM4 173V174H3ZM7 173V174H6ZM48 173V174H47ZM53 173V174H52ZM72 173V174H71ZM80 173H82V175L80 174ZM88 173V174H87ZM107 173V174H108ZM114 173V174H113ZM131 173V174H130ZM175 174L176 176H172V174ZM192 173V174H191ZM195 173V174H194ZM211 173H215L218 177H219V179L218 178H216V177H214V178H216V179H214V178H212L213 176H215V175H211ZM39 174V175H38ZM74 174V175H73ZM105 175V176H103V178H101L100 176H102V175ZM154 174V175H153ZM164 174V175H163ZM193 174H194V176H196V178L193 176ZM201 174H203L204 175V177H205V179H202V177L203 176H201ZM66 177L65 179H64V177ZM66 175V176H65ZM84 175V176H83ZM86 175L88 176L87 178H86ZM100 175V176H99ZM128 175V176H127ZM153 175V176H152ZM155 175H157V176H155ZM165 175H167L168 177L167 178H169V177H174L173 179L174 180H176L175 182L170 178L169 180H172V182L174 183V184H176V182L178 183V185L176 184V185H172L171 184V182L170 181H168V179H166L165 178ZM259 175V176H258ZM98 178H97V177ZM119 176V177H118ZM136 176V177H135ZM138 176V177H137ZM179 176H181V178L179 177ZM201 176V177H200ZM62 178V180H64L65 182H62L61 181V179L60 178ZM75 177V178H74ZM112 177V178H111ZM114 177V178H113ZM4 178V179H3ZM40 178V179H39ZM48 178H50V180L48 179ZM53 178H56V179H53ZM68 178H70V180H68ZM84 178H86V179H84ZM99 178H101V179H99ZM135 178V179H134ZM160 178H162V179H160ZM179 178V179H178ZM225 178H227V179H225ZM229 178V179H228ZM38 179V180H37ZM66 179H67V182H66ZM107 179V180H106ZM113 181H111V180ZM123 179V180H122ZM134 179V180H133ZM138 179H140V180H138ZM178 179V180H177ZM191 179V180H190ZM195 179V180H194ZM199 179H201L202 180V182L204 181V183H201V181L199 180ZM208 179H210L211 180V182H210V180L208 181ZM220 180V181H229V182H227V183H229V185L232 183V182H235V183H232L231 185L233 186L232 188L235 190H232L233 192H234V194H233V192H231V190H230V188L231 187H229V186H227V189H226V185H224L225 184V182H220V181H218V180ZM230 179L232 180V181H230ZM30 180V181H29ZM40 180V181H39ZM102 180V181H101ZM105 180V181H104ZM121 180V181H120ZM152 180V181H151ZM160 180V181H159ZM163 180H166V181H168V183H170V184H168L167 182H163L164 184H162V186H158L160 183H162V181ZM183 180V181H182ZM188 180V182L186 183V181ZM195 182H194V181ZM215 182V183H218V185L216 184H214L213 183V181ZM38 181V182H37ZM42 181V182H41ZM58 181H59V183H58ZM61 181V182H60ZM74 181V182H73ZM97 181H99L98 183H99V185H98V183H96ZM104 181V182H103ZM108 181V182H107ZM110 181V182H109ZM130 181V182H129ZM179 181H180V183H179ZM218 181V182H217ZM35 182H36V184H35ZM79 182V183H78ZM112 182V183H111ZM132 182V183H131ZM139 182H141V183H146L145 185L143 184L142 186H141V183H139ZM191 182H193V184L195 185H193ZM49 183V184H48ZM53 183H55V184H53ZM76 183V184H75ZM108 183H110L109 185L111 186H109L108 185ZM118 183V184H117ZM200 184L199 186L198 185H196V184ZM210 183V184H209ZM219 183H222V184H219ZM243 185H242V184ZM28 184V185H27ZM30 184H32V188H30ZM41 184H42V186H41ZM68 184L69 185H71L73 188H74V190L72 191V189L73 188H70V189H68V187H70V186H68ZM131 184V185H130ZM150 184V185H149ZM166 184H168V185H166ZM190 184V185H189ZM211 184H214V186H216V187H214V186H211ZM239 184H241L242 185V187L239 185ZM63 185H65V186H63ZM83 185H84V187H83ZM103 185V186H102ZM117 185V186H116ZM118 185H120V186H118ZM122 185V186H121ZM124 185V186H123ZM137 185V186H136ZM172 185V186H171ZM203 185V186H202ZM105 186V187H104ZM108 186V187H107ZM127 186V187H126ZM166 186L168 187L167 189H166ZM194 186V187H193ZM219 186V187H218ZM44 189H43V188ZM63 189H62V188ZM65 187V188H64ZM117 187V188H116ZM124 187V188H123ZM136 187V188H135ZM139 187H142V188H139ZM150 187V188H149ZM162 187V188H161ZM165 187V189H164V191H162L163 190V188ZM181 187V188H180ZM201 187V188H200ZM205 187H208V188H205ZM214 189H213V188ZM220 187H222V188H220ZM224 187V188H223ZM239 187H241L242 189H239ZM244 187H246V189L244 190ZM256 187H258V188H256ZM48 188V189H47ZM107 188V189H106ZM110 188V189H109ZM116 188V189H115ZM123 188V189H122ZM134 188V189H133ZM139 188V190L137 191V189ZM160 188L162 189L161 191H160ZM180 188V189H179ZM220 188V191H222L221 189H223V190H225V191H222V192H219V190H217V189H219ZM260 188V189H259ZM40 189V190H39ZM61 189H62V191H61ZM118 189H120L119 190V192H117V190ZM175 189V190H174ZM199 189V190H198ZM215 189H216V192H215ZM230 191H229V190ZM237 189V190H236ZM259 191H258V190ZM261 189H263V190H261ZM44 190V193L42 192ZM55 190V191H54ZM60 190V191H59ZM89 190V191H88ZM106 190V191H105ZM127 190H129V192L127 191ZM133 190H135L134 192H133ZM178 190V191H177ZM202 190V191H201ZM261 190V191H260ZM2 191H3V193L5 194V195H3V193H2ZM54 191V192H53ZM124 191V192H123ZM146 191H149V192H146ZM177 191V192H176ZM228 191V192H227ZM31 192V193H30ZM52 192V193H51ZM62 192V193H61ZM71 192H72V194L73 195H75L74 196V198L72 199V198H70L71 196H73L72 194H71ZM105 194H104V193ZM116 192V193H115ZM131 192V193H130ZM160 192V193H159ZM174 192H176L178 195V197L176 196V193H174ZM179 192V193H178ZM195 192V193H194ZM200 192V193H199ZM210 192H213V193H210ZM218 192H219V194H218ZM223 192H226V193H223ZM87 193V194H86ZM115 193V194H114ZM122 193H123V195H122ZM149 193V194H148ZM160 195V197H159V195ZM181 193H182V195H181ZM216 193V194H215ZM235 193H237V194H235ZM63 195V196H61V195ZM86 194V195H85ZM88 194H90V195H88ZM109 194H111V195H109ZM121 194V195H120ZM125 194V195H124ZM128 194V195H127ZM169 194H171V195H169ZM175 194V195H174ZM208 194V195H207ZM228 194V195H227ZM240 194H242V196H244L243 198L245 199V200H247L248 202L246 203L245 202V200L243 199V198H240V197H238V195L239 196H241ZM260 194H261V196H260ZM2 195V196H1ZM7 195V196H6ZM9 195V196H8ZM92 195V196H91ZM98 195V196H97ZM106 196V195H108V196H106V197H104V196ZM115 195H117V196H115ZM4 196H5V198H4ZM125 196V197H124ZM149 196V197H148ZM151 196V197H150ZM166 196H168V197H166ZM209 196V197H208ZM216 196V197H215ZM260 196V197H259ZM46 197V198H45ZM58 197V198H57ZM66 197V198H65ZM99 197V198H98ZM115 197H117L116 199H113V198H115ZM124 197V198H123ZM175 197H177V198H175ZM180 197V198H179ZM206 197H208V198H206ZM221 197V198H220ZM238 197V198H237ZM257 197H259V198H257ZM2 198V199H1ZM46 199V201H45V199ZM69 198V199H68ZM76 198V199H75ZM98 198V199H97ZM109 198H111V199H109ZM126 198V199H125ZM128 198V199H127ZM135 198H136V200H137V204H136V201H134L135 200ZM147 198V199H146ZM165 198V199H164ZM179 198V199H178ZM185 198V199H184ZM190 198V199H189ZM228 198V199H227ZM229 198L231 199V198H235V200L233 199L232 201V203L230 204V201L231 200H229ZM67 199V200H66ZM122 199V200H121ZM130 199H132L131 201H130ZM163 199V200H162ZM177 199V201H175L174 202V200H176ZM206 199V202L204 201ZM213 199V200H212ZM227 199V200H226ZM237 199H240V204H241V202H242V207H238V210L236 209L237 207H236V205H238V200ZM254 199H258L257 201H259L258 202V204L254 201ZM52 200H54V201H52ZM63 202H62V201ZM74 200V201H73ZM84 200V201H83ZM111 200H113V201H111ZM115 200V201H114ZM119 200V201H118ZM209 200H211L210 201V203H209ZM219 200H221V201H219ZM251 200H253V201H251ZM67 201V202H66ZM110 201V202H109ZM139 201V202H138ZM146 201L148 202L147 204H145L146 203ZM166 201V202H165ZM202 201V202H201ZM213 201V202H212ZM224 201V202H223ZM6 202V203H5ZM60 202V203H59ZM85 202V203H84ZM119 202H120V205H119ZM132 202V203H131ZM134 202V203H133ZM157 202V203H156ZM188 202H189V204H188ZM228 202V203H227ZM251 202L252 203H254V204H251ZM65 203V204H64ZM71 205H70V204ZM80 203V204H79ZM108 203H109V205H108ZM111 203H112V205H111ZM116 203V204H115ZM202 203V204H201ZM206 203H208V205L206 204ZM227 203V204H226ZM250 203V204H249ZM67 204V205H66ZM128 204V205H127ZM133 204V205H132ZM134 204H136V205H139L138 207H136V208H134L133 206H136V205H134ZM150 204V205H149ZM186 204V205H185ZM246 204V205H245ZM262 204V205H261ZM10 205H12V206H10ZM48 205V206H47ZM152 205V206H151ZM165 205H168V208H167V206H166V208H165ZM175 207H174V206ZM198 205H199V207H198ZM224 205V206H223ZM230 207H229V206ZM234 205V206H233ZM248 205H249V207H248ZM251 205H253V206H251ZM258 205V206H257ZM6 206H7V208H6ZM10 206V207H9ZM16 206V207H15ZM66 206V207H65ZM73 208H72V207ZM118 206H121L120 208H117ZM130 206V207H129ZM142 206H144V208L145 207H148V209L146 210V209H143V207ZM173 206V207H172ZM180 208H179V207ZM190 206V207H189ZM207 206V207H206ZM208 206H210V207H208ZM255 206V207H254ZM263 206V207H262ZM71 207V208H70ZM129 207V208H128ZM141 207V208H140ZM150 207V208H149ZM164 207V208H163ZM171 207V208H170ZM183 207V208H182ZM196 207V208H195ZM255 209H254V208ZM41 208V209H40ZM106 208V209H105ZM154 208V209H153ZM170 208V209H169ZM193 208V209H192ZM222 208V209H221ZM227 208V210L226 211H228V212H225L224 210ZM230 208V209H229ZM239 208H241L240 209V212H239ZM247 208V209H246ZM253 208V209H252ZM5 209V210H4ZM9 209V210H8ZM11 209V210H10ZM28 209V210H27ZM59 209H60V211H59ZM64 209H66L65 211H64ZM72 209V210H71ZM109 209V210H108ZM134 209H136V210H134ZM141 209V210H140ZM156 209V210H155ZM168 210L167 212H168V214H169V212H171V215L169 214V216L170 217H168V214H165V213H167L166 212V210ZM171 209H173V210H171ZM174 209H176L175 211H174ZM208 209V210H207ZM229 209V210H228ZM245 209V210H244ZM248 209H249V211H248ZM13 210V211H12ZM38 210H39V213H38ZM116 210H117V212H116ZM149 210H151V211H149ZM165 210V211H164ZM187 210V211H186ZM213 211V212H210V211ZM218 210V211H217ZM221 210V211H220ZM236 210V211H235ZM242 210H244V212H242ZM44 211V212H43ZM68 211V212H67ZM132 211V212H131ZM183 211H185V212H183ZM204 211H205V213H204ZM250 211H252L255 215V217H256V220H254V218H252V216H250V215H253V213L252 212H250ZM13 212H15V214L17 213V215H15ZM81 212H83V213H81ZM113 212H115V213H113ZM135 212V213H134ZM144 212H146V213H144ZM174 212V213H173ZM178 212V213H177ZM225 212V213H224ZM250 212V213H249ZM132 213H134L135 214V216L136 217H133L134 215L132 214ZM142 213H144V215L142 214ZM177 213V214H176ZM194 213V214H193ZM226 213H227V215H226ZM232 213V214H231ZM244 213H248V215H246V214H244ZM2 214V215H1ZM11 214V215H10ZM83 214H85V215H83ZM129 214H131V216H129ZM147 214V215H146ZM184 214H185V216H187V217H185L184 216ZM216 214V215H215ZM238 215V216H241L243 219L245 218V217H243L244 215L245 216H248V218H245L244 220H246L245 221V223H244V221L242 220V218L241 217H239V219H241V220H239L240 222H239V224L237 223L238 222V220H236V219H238L237 217L238 216H236V215ZM9 215V216H8ZM49 215H50V217H49ZM54 215V216H53ZM68 215V216H67ZM77 215V216H76ZM87 215V216H86ZM175 215H176V217H175ZM204 215V216H203ZM235 215V216H234ZM261 215V216H260ZM16 216H18V219L17 220H15V218H16ZM45 216V217H44ZM78 216H80L79 218H78ZM161 216V217H160ZM180 216V217H179ZM189 216V217H188ZM213 216H215L216 218H213ZM233 216V217H232ZM58 217V218H57ZM97 218V219H95V218ZM128 217H130V218H128ZM145 217V218H144ZM152 217V218H151ZM186 218V219H184V218ZM208 217H210V218H208ZM228 217L230 218V219H228ZM250 217V218H249ZM2 218V219H1ZM87 218V219H86ZM100 218H102L101 220H99ZM111 218V220H110V222H109V219ZM142 219V220H140V219ZM149 220H148V219ZM169 218H170V220H169ZM173 220H172V219ZM223 218V219H222ZM235 219L234 221L235 222H233V220L232 219ZM258 218V219H257ZM263 218V219H262ZM81 219V220H80ZM83 219H85V221L83 220ZM104 219V220H103ZM129 219V221H127ZM151 219V220H150ZM174 219H176V220H178V222H179V225L178 226H176V228H175V226H174V224H176L177 222H176V220H174ZM180 219V220H179ZM249 219V220H248ZM20 220V221H19ZM48 220V221H47ZM50 220V221H49ZM52 220V221H51ZM135 220V221H134ZM193 220H196V222L195 221H193ZM226 220V221H225ZM16 221V222H15ZM81 221V222H80ZM94 221H96V223L94 222ZM107 222L106 224H107V226H109L110 228H107V226L105 225V227H104V224L105 223H103L102 224V222ZM133 221V222H132ZM136 221H140L139 223H136ZM160 221V222H159ZM161 221H163V222H161ZM237 221V222H236ZM252 221V222H251ZM263 222V223H261V225H260V223L259 222ZM84 222H85V224H84ZM113 222V223H112ZM129 222V223H128ZM132 222V223H131ZM155 222V223H154ZM173 222V223H172ZM175 222V223H174ZM224 222V223H223ZM227 222V223H226ZM229 222V223H228ZM241 222H243V223H241ZM249 222V223H248ZM250 222H251V224H250ZM256 222H257V224H256ZM17 223H20V224H17ZM81 223H82V225H81ZM126 223H128V224H126ZM159 223V224H158ZM180 223H182V224H180ZM191 223H193V224H191ZM194 223H196V224H194ZM235 223H237L236 225H235ZM15 224H17V225H15ZM23 224V225H22ZM92 224H94V225H92ZM96 224V225H95ZM97 224H100V226L98 225L97 226ZM102 224V225H101ZM110 224V225H109ZM130 224V225H129ZM134 224H136V225H134ZM144 224H146V225H144ZM153 224H155V225H153ZM156 224H158L159 225V227H158V225H156ZM170 224H172L171 226L173 227H171L170 226ZM191 224V225H190ZM199 225V227H196V226H198ZM229 225V227H231V228H227V229H229V230H224L223 229V227L225 228V226L226 225ZM241 224V225H240ZM249 224V225H248ZM263 224V225H262ZM18 225L20 226V227H18ZM37 225V226H36ZM92 225V226H91ZM131 225H133V226H135V227H132ZM154 227H153V226ZM246 226V227H243V226ZM255 225V226H254ZM6 226V227H5ZM94 226V227H93ZM132 228H135V229H131V227ZM149 226V227H148ZM156 226V227H155ZM235 226V227H234ZM253 228H252V227ZM259 226V227H258ZM18 227V228H17ZM90 227H93V229H91ZM100 227V228H99ZM151 227V228H150ZM226 227H228V226H226ZM238 229L239 230V228H240V230L239 231H235V233H234V235H236V237H239V232L241 233V235H240V237H242V239L240 238L239 239V241H241L240 242V244H238L239 242H238V240L236 241V240H234V242L233 243H235V242H238V243H235L236 245H237V247L239 246L240 248H237L236 247V245H235V247H236V252H233L232 251V248L231 247H233L234 248V246L232 245L231 247L230 246H227V245H221L220 243L221 242H223L222 244H224V243H226V241L224 240H220L219 238L220 237H218V236H220L221 235V239H224L223 237H224V235L225 234H227V236L228 235H231L230 233H232V231H234L235 229ZM238 227V228H237ZM249 227V228H248ZM254 227H256V229L254 228ZM260 227H262V228H260ZM28 228V229H27ZM96 228V229H95ZM105 228H107L108 230H106ZM141 228H143V229H141ZM160 228H161V230H160ZM166 228V229H165ZM178 228H181V229H179V230H177V231H175V232H178L179 231V233H175L172 229H174V230H176V229H178ZM197 228V229H196ZM257 228H259L261 231H259L260 233H256V231L255 230H257ZM15 229V231H13ZM87 229V230H86ZM99 229V230H98ZM102 229H105V231L106 232H104ZM149 229H151V230H149ZM154 229V230H153ZM183 229V230H182ZM207 229V230H206ZM220 230V231H217V235H216V231L215 230ZM247 229V230H246ZM258 229V230H259ZM43 230V231H42ZM95 230V231H94ZM135 232V231H137V233L135 234V233H133V231ZM143 230V231H142ZM181 230V231H180ZM195 230L198 232L197 234H194L195 233ZM200 230V231H199ZM223 230V231H222ZM248 230H250V231H248ZM252 230H254V231H252ZM41 232V233H37V232ZM89 231V232H88ZM100 231V232H99ZM107 231H109V233H107ZM138 231L139 232H141V233H143V234H141L142 236H140V234H138ZM183 231H185L184 233H183V236H182V233L181 232H183ZM208 231V232H207ZM230 231V233L228 234V232ZM243 231V232H242ZM252 231V232H251ZM46 232V233H45ZM94 232V233H93ZM98 234V236H97V234ZM149 232V233H148ZM150 232H154V233H150ZM160 232V233H159ZM172 232H174V233H172ZM187 232V233H186ZM210 232H213V233H210ZM237 232V233H236ZM248 232V233H247ZM17 233V234H16ZM89 233V234H88ZM93 233V234H92ZM133 233V234H132ZM211 234V235H207V236H209V238H208V240H207V236H206V234ZM247 234V235H243V234ZM253 233V234H252ZM93 236H92V235ZM94 234H96V235H94ZM103 234H105V235H103ZM155 234V235H154ZM162 234H164L163 236H166V237H164V239H162V238H160V237H162ZM169 234V235H168ZM173 234H175V235H173ZM223 234V235H222ZM251 234V235H250ZM261 234V235H260ZM30 235V236H29ZM40 235V236H39ZM157 235V236H156ZM177 235H179V237H181V238H179L180 239V241H178V236ZM185 235H186V237H185ZM243 235V236H242ZM28 236V237H27ZM146 236L147 237H149V239L148 238H146ZM156 236V237H155ZM196 236V237H195ZM227 236H225V239L227 238ZM253 237V238H256V240H253L252 238H250V237ZM140 237V238H139ZM151 237L153 238V237H155V239L153 238L152 240H151ZM173 239H172V238ZM182 237H185V238H182ZM188 237H189V239H188ZM204 237H206L205 239H204ZM210 237H213V238H210ZM235 237V238H236ZM252 239L251 241H249L250 239ZM100 238H101V240H100ZM144 238H146V239H144ZM169 238H171V239H169ZM196 238V239H195ZM217 238V239H216ZM229 238H233V234L229 237ZM229 238H227V239H229ZM247 238H248V240H247ZM29 239V240H28ZM97 239H99V240H97ZM182 239L184 240V239H187L186 241H182ZM219 239V240H218ZM226 239V240H227ZM137 240H141L142 242H140L142 245H143V250L141 249L142 247H140L141 245L140 244H138V241ZM145 240V241H144ZM147 240H149V241H147ZM162 240H165V242L164 241H162ZM169 240V242H167ZM190 240H192L191 242H190ZM205 240H207L206 242V245H205V247H204V243H205ZM214 240L216 241V242H214ZM247 240V241H246ZM92 241H97V242H94V244H91V242ZM135 241H137V243L135 242ZM156 241H158L157 243H156ZM196 241V242H195ZM220 243H219V242ZM229 241V240H228ZM230 241H233V240H230ZM255 241H257L258 242V244H256V242ZM150 242V243H149ZM184 242V243H183ZM191 244H190V243ZM244 242H245V244H244ZM248 242L250 243V245L248 244ZM93 243V242H92ZM138 244L137 246H139V247H136V246H134V244ZM168 243V244H167ZM256 245H255V244ZM4 246H3V245ZM135 244V245H136ZM228 244L230 245L231 243H229L228 242ZM264 244V243H263ZM150 245V246H149ZM180 245V246H179ZM212 245V246H211ZM247 245H249V246H246ZM254 245V246H253ZM184 246V247H183ZM139 248L138 249V251L141 249L142 250V252H146V255L144 254L143 255V253L141 252V251H139V253L137 252V250L135 249V248ZM144 247H146L145 249H144ZM183 247V248H182ZM204 247V248H203ZM226 247V248H225ZM148 248V249H147ZM154 248H156V249H154ZM223 248V249H222ZM231 250H230V249ZM7 249V250H6ZM22 249V250H21ZM132 249H134V250H136V252L135 251H132ZM151 249V250H150ZM174 249V251L175 252H177V254L176 253H174V251H172ZM195 249H198V250H200L199 252H197V251H195ZM204 249H206V250H204ZM225 249V250H224ZM14 250V251H13ZM16 250V251H15ZM152 250H154L153 252H155V253H151V254H149V253H147V251H151L152 252ZM230 250V251H229ZM234 250V249H233ZM234 250V251H235ZM9 251V252H8ZM194 251L196 252V253H194ZM261 251H263V252H261ZM20 252V253H19ZM28 252V253H27ZM172 252V253H171ZM90 253H92V254H90ZM134 253H137V256H138V258H137V256H134L135 254ZM156 253H158V254H156ZM198 253H199V255L200 256H198ZM202 253V254H201ZM9 254V257H7V255ZM28 254H31V256L30 255H28ZM60 254H62L61 256H60ZM95 255V257H94V255ZM102 254H105V255H103V256H100V255H102ZM149 254V255H148ZM161 254V255H160ZM194 254H197L196 256H194ZM208 254H210V256L208 255ZM263 254V255H262ZM26 255V256H25ZM71 255V256H70ZM140 255V256H139ZM153 255H157V257L156 256H153ZM162 255H164V256H162ZM203 255H204V257H203ZM53 256H55V257H53ZM60 256V257H59ZM64 256V257H63ZM69 256V257H68ZM77 256H80V259H78L79 257H77ZM92 256V257H91ZM151 256H153V257H151ZM160 256V257H159ZM167 256H169V257H167ZM198 256V257H197ZM263 256V257H262ZM10 257H12L11 259L12 260H10ZM16 257V258H15ZM74 257V258H73ZM83 257V259H81ZM141 259H140V258ZM143 257V258H142ZM166 257L168 258V259H166ZM206 257H208L207 259H206ZM50 258L51 259H53V260H50ZM61 258V259H60ZM89 258L90 259H92V260H90L89 261ZM98 258H101L100 260H101V262L98 260ZM157 258V259H156ZM162 258V259H161ZM216 258V259H215ZM220 258V259H219ZM9 259V260H8ZM105 259V260H104ZM199 259V260H198ZM229 259V260H228ZM231 259V260H230ZM60 260H62V261H60ZM70 260V261H69ZM74 260H75V262H74ZM95 260V261H94ZM136 260V262H134ZM143 260V261H142ZM153 260V261H152ZM168 260L170 261V263H168ZM209 261V262H205V261ZM8 261H9V263H8ZM19 261V262H18ZM30 261V262H29ZM61 263H60V262ZM69 261V262H68ZM87 261V262H86ZM103 261V262H102ZM146 261V262H147ZM215 261V262H214ZM263 261V262H262ZM24 262V263H23ZM71 262V263H70ZM92 262V263H91ZM104 262H107V263H104ZM108 262H112V263H108ZM138 262V263H137ZM217 262V263H216ZM146 264H149V263H146Z\"/></svg>",
  "mask_w": 264,
  "mask_h": 264
},
{
  "label": "bare ground",
  "instance_id": "bare-ground-1",
  "mask_svg": "<svg viewBox=\"0 0 264 264\" xmlns=\"http://www.w3.org/2000/svg\"><path fill=\"white\" fill-rule=\"evenodd\" d=\"M23 1V3H19V2H17V0L16 1H14L13 0V2H17V3H19V4H15L14 3V5H13V9L12 8H9V10L11 11V9L13 10V11H15L16 13V16L14 15H11V17L13 16V17H15L14 19L15 20H17L18 22H17V24L16 23H14V22H16L15 20H11L12 18H9V20H11L10 22H8V20L6 21L5 19H7V18H4L3 19V22H2V20H0V24L2 23V25L4 26V23H5V21L6 22H8V26H10V28L8 27V30L10 31V32H12V33H8L9 35H7V32H6V34L5 35H7V37H9L10 36V43H12V42H14V41H16V42H14V44L15 43H17L16 45H17V47H16V45H14V46H12L13 44H10L9 43V41H8V38H7V41H4V42H2V43H6L5 44V46H4V44H2V43H0V44H2V45H0V51L2 52V53H5V52H7L6 54H5V56H2L3 58L4 57H6V56H12V57H10V58H5V60L7 59V61L8 62H10V63H12V64H9V63H5L4 65H5V67H3L7 72H4L8 77H9V80L11 79V81L12 82H10L9 84H12L11 86L12 87H10V85L9 84H7L8 83V81H7V83H6V87H1V85H0V94L1 95H4L5 93H6V91H10L8 94H9V96H10V98L11 99H9V98H7V95L6 96H0V100L1 99H3L4 97H6L7 98V100H9V102H12V103H10V104H8V106L9 105H11V104H13V102H17V100L15 101V100H13V98H15V99H17V97L21 94V93H24V91L26 92L24 95H26V96H20L21 98H23V97H25V98H23V100L21 99V100H19L16 104H17V106H16V104L14 103L13 105H12V107H14V108H10V107H8L7 105H5L6 104V102H4L5 104L4 105H2V103H0L1 104V106H2V110H5L7 113L6 114H8V116L7 117H9L10 115L12 116H15V113L17 114V115H19V116H15V118H13V117H11L10 116V119L9 118H7V121L9 122L10 120H13L12 122H13V124L12 123H10L9 124V126H11L12 128H13V130H12V133H14L15 134V132H16V134H20L19 132H17L18 130H19V128L17 129V128H14L13 127V125L14 126H16V127H19L20 126V122H24V118L25 117H23L22 116V114H23V112L22 111H24V109L26 110V111H24V112H27V111H31V112H33L34 111V109H35V111H34V113H36V112H38V110H40L41 108H43V110L45 109V111H43L44 113H46L47 112V114H44L43 112L42 113H39V115L38 114H36V116H42L41 118L43 119H41V121L42 122H44V121H46V122H44V123H47V124H45V126H44V130L45 129H49L48 127H46L47 125H48V121H50L49 119L52 117V119H57V120H53L52 122H53V124H58L59 122V124H62V127L61 126H59V127H57L58 129H60V127H61V129H60V131L63 129V126L64 125H66V126H68L67 128H64V129H68V130H70V128L71 129H73V130H70V133H74L73 135H75L76 134V132H75V129H77L78 131H80V132H82V134L79 132V133H77V134H80V137H82V138H84L85 140H83V142H81V140L79 141L80 142V144L82 145L83 143H84V145H85V143H86V141H88V145H90V146H92L91 148H93V145H95V144H97V145H100L101 147H102V144H105V146L107 145V147L109 148V147H112V146H110L111 144H110V142H112V140H114V136L115 137H117L116 135H118V134H116L115 132H113V133H111V131H109V133L110 134H114L113 135V137H112V139H111V137L109 136V135H107V132H108V130H105L104 128L107 126V127H109L110 125H112L113 126V124L111 123L110 124V122H112L113 121V123H118V120L117 119H119V118H117L120 114H122V116H123V118H121V121H123V122H125L126 121V124H127V121H129L128 119L127 120H124L125 118V116H130L131 114L129 113V111L128 110H126L125 109V106L127 105L126 103H128V101L130 100V98L131 97H133L132 99L133 100H130L131 102H134L135 104H138L137 106H139V104H142L143 106H139L140 108H138L139 110H144V108H146V109H149L148 107H147V105H146V103L147 102H144V100L143 99H146L145 101H151V100H153L152 98L155 96V94H154V96L152 97V95H151V93H150V91H149V93H144V90H147L149 87L148 86H150V85H153V84H155V85H159L158 83H155V82H152L150 79H152V77H150V79H148L149 77L147 76V73H148V75H149V71L147 72V73H145L146 71H147V69L145 68L146 66H148V64H150L149 62H147V61H149V60H147V58L145 57V58H143L142 57V59H138V58H135V52H139L140 53V51L139 50H141L142 52H143V49L144 50H146L145 48H144V45H138V43H136V45L135 46H138V47H134L133 48V44L135 43V42H133L132 43V47H131V45H128V44H130L129 42H123V40L120 42H114L115 41V37H117V35L116 34H119L120 33V36L121 35H123L124 34V32H116V30H119L116 26L114 27V24H111V22H110V19L108 18V17H110L109 16V13H105L104 12V10L102 9V6L103 5H107V4H112V3H115V4H117L116 2H117V0H82L81 2H80V0H21V2ZM120 1V0H119ZM136 1V3H138V4H140L141 3V1L142 0H135ZM147 1H149V0H147ZM146 0L143 2V4H145V2H147ZM80 2V3H79ZM123 3L122 5L124 6V7H126V8H128L129 7V4L130 5H132L133 3H130V2H133V0H121L120 1V3ZM119 3V2H118ZM21 4V5H20ZM22 4H25V5H22ZM12 5V4H11ZM18 5H20V6H18ZM121 5V4H120ZM121 5V6H122ZM147 6L145 7V11L147 12L146 14H148V15H154V13H155V15L154 16H156V15H159V14H161V12L162 11H169V13H170V16H169V21L171 22V24H175V25H177V27H180V28H182V29H179L180 31H181V33L183 32V28H186V29H184V30H187V28L189 29L190 27H191V25L193 26V28L191 29V30H188V31H192L193 29L195 30L194 32L192 31L191 33H190V35H187L186 37H188V39H189V41H187V43H186V41L185 42H177L176 40H174V41H172V40H169L168 41V43L164 46V51H177V50H181V52H184L183 50H184V48H188L187 47V45L188 46H191V48H192V51H190L191 53L190 54H192L194 57L196 56V54H199V52H201L200 53V57H202V55L204 56V54H205V56L206 55H208L209 56V52L211 53V52H214V51H212V50H215V49H217V48H215V47H213V49L211 48V47H209V46H212V43H214L213 45L215 46H220V45H222V46H224V47H229V46H231V47H233V49L234 48H236V43H244L245 45H246V42H247V44L249 43H251L250 45V47H249V51H251V50H254V51H256V50H258V49H260L261 51H256V53L257 54H259L258 52H260L261 54H263L264 55V48L263 49H261V48H258V46L259 45H261V46H264V0H151V2H149V4H146ZM151 5H152V7H151ZM145 5H143V7H144ZM149 10V11H148ZM13 11L11 12V13H9V14H12L13 13ZM144 11V12H145ZM155 11V12H154ZM3 12H5L4 11V9H3ZM9 12V11H8ZM17 12H18V14H17ZM156 12L158 13V14H156ZM197 14H196V13ZM198 12H199V17L197 18V17H195L196 15H198ZM1 13H2V10H1ZM196 14V15H194L193 16V14ZM201 13H204V15L205 14H208V18L206 19V17L204 18V17H200V16H202L201 15ZM5 14V13H4ZM180 14H182V15H180ZM147 15V16H148ZM151 15V16H152ZM2 16H4L3 14H1V19L3 18ZM151 16L149 17V18H151ZM153 16V17H154ZM209 16H211V17H209ZM5 17V16H4ZM16 17H17V19H16ZM213 17V18H212ZM200 18V20H201V18H203V19H206V20H202L201 22H200V20H198ZM212 18V21L211 20H208V19H211ZM5 20V21H4ZM25 20V21H24ZM24 21V22H23ZM111 21H113L112 20V18H111ZM204 21V22H203ZM211 21V22H210ZM13 22V23H12ZM9 23H10V25H9ZM23 23H24V25H23ZM16 26H15V25ZM13 25H14V27H13ZM113 25V26H112ZM175 25H171L172 27H175V29H177L178 30V28L175 26ZM2 27V26H1ZM4 27H6V25L4 26ZM13 27V28H12ZM114 27V28H113ZM27 28V29H26ZM115 28H117V29H115ZM169 28H170V26H169ZM1 29V28H0ZM14 29V30H13ZM173 30L174 32H172V30H170L172 33H174V34H171V36L170 35H168V38L170 39V38H172V37H175L176 38V34L178 35V33H180V31H177V30ZM121 31V30H120ZM176 31L178 32V33H176ZM243 31V32H242ZM170 32V33H171ZM2 33V32H1ZM13 33H15V34H13ZM17 33H21V34H17ZM25 33V34H24ZM167 33H169V31L167 32ZM169 33V34H170ZM189 33V32H188ZM15 35L14 37L12 36L11 37V35ZM17 34V35H16ZM193 34V35H192ZM215 36H214V35ZM2 35V34H1ZM22 35V36H21ZM25 35V36H24ZM116 35V36H115ZM125 35V34H124ZM19 36L21 37V38H19ZM26 37L25 38V40H22V39H24V37ZM115 36V37H114ZM192 36V37H191ZM212 36L214 37L213 39H211L212 38ZM216 36H218V37H220V39H222L223 38V41L221 40L220 42H221V44L219 43V45H217V44H215V43H218V42H215L216 40H220L219 38L217 39L216 38ZM2 37V36H1ZM17 37H18V39H17ZM5 38V37H4ZM13 38V39H12ZM114 38V39H113ZM167 38V39H168ZM175 38H173V39H175ZM180 38H181V36H180ZM185 38V37H184ZM210 38V39H209ZM125 39L126 40H128V38H126L125 37ZM133 39V38H132ZM131 39V40H132ZM182 39V38H181ZM216 39V40H215ZM244 41H246V42H244ZM114 40V41H113ZM130 39H129V41H131ZM212 40L214 41V42H212ZM21 41H23L22 43L23 44H21ZM116 41H118V40H116ZM132 41H134V40H132ZM131 41V42H132ZM191 41V42H190ZM205 41H207V42H209V43H206ZM225 42V43H224ZM226 42H228V43H226ZM229 42H231L230 44L231 45H228L229 44ZM27 43H29V44H27ZM118 43V44H117ZM185 43V44H184ZM223 43V44H222ZM238 43V45H239V47H237V49H235V50H238V51H233V54H234V58H238V57H241V56H244L245 54L247 55V56H245V57H249V55L247 54V52H246V49L245 48H243L242 46L243 45H241V44H239ZM9 46H8V45ZM19 44H20V46H19ZM170 45V46H169ZM199 45H202L203 47H204V45H206L205 46V48H203L202 46H199ZM207 45H209V46H207ZM3 46H4V48H3ZM6 46H7V49H6ZM27 47V49H28V47L30 48V51L32 52H28V59H25V60H22V59H20V58H22V56L19 58L20 59V63H19V61L18 60H14V54L12 55V54H10L9 55V53H17L16 55L18 56V52H17V50L19 51V50H25V51H28V50H26V49H21V48H26ZM247 47H248V45H246ZM255 46H257V47H255ZM8 47H10V49L8 48ZM19 47V48H18ZM138 48V49H137ZM140 48H142V49H140ZM190 48V47H189ZM215 48V49H214ZM239 48V49H238ZM252 48H255V49H252ZM257 48V49H256ZM4 49V50H3ZM15 49H17V50H15ZM134 49H137V51H133ZM200 49H202V50H200ZM242 49H244V50H242ZM3 50V51H2ZM7 50V51H6ZM15 50V51H14ZM191 50V49H190ZM242 50V51H241ZM9 51V52H8ZM188 51V50H187ZM207 51H208V53H207ZM253 51V52H254ZM263 51V52H262ZM20 52V51H19ZM22 52V51H21ZM24 52V51H23ZM22 52V53H23ZM132 53V54H130V53ZM141 52V53H142ZM147 52V51H146ZM177 52H179V51H177ZM196 52V54H194ZM204 52H206V53H204ZM236 52H238V53H236ZM241 52H243V54L244 55H239V56H237L238 54H241ZM253 52H251V54H253ZM25 53V52H24ZM126 53H128V55L126 54ZM139 53H136L137 55L139 54ZM203 53V54H202ZM235 53H236V55H235ZM144 54V55H143ZM143 54H141V55H143V56H145V52H143ZM256 54V55H257ZM261 54H259L258 56H256V57H258V60L260 59H262L261 57H264L263 55H261ZM1 55V54H0ZM125 55L126 56H129V57H131V55L133 56V58H130L129 59V57H126L125 58ZM208 56H206V58L205 57H203V58H200V60H202L201 61V64H203V65H201L200 64V69H199V71L201 72V71H203L202 73H204V71H206V76L207 75H209V68L208 69H206L204 66H206V67H208L207 66V63H206V61H207V59H209V58H207ZM1 57V56H0ZM252 58L254 57V56H251ZM13 58V59H12ZM205 58V59H204ZM250 58V57H249ZM248 58V59H249ZM8 59H10V61L8 60ZM17 59V58H16ZM24 59V58H23ZM125 59V61H123ZM147 61H146V60ZM251 59V58H250ZM254 59V58H253ZM14 60V61H13ZM22 60V61H21ZM129 60V61H128ZM134 61V62H130V61ZM142 60V63L144 62V60L147 62V63H143L142 65L144 66V65H146V66H144V67H141V68H145L142 72H143V76L145 75V76H147L148 78H146L145 76V78H142L143 76L142 75H140V76H142V77H139L140 79H142V81H143V83H144V81H147V82H149L148 80H150L151 82H149V84L148 83H146L147 84V86H144V85H141V87H139L140 89H143V90H135L134 88H130V89H128L125 85H123L124 84V81L123 82H121V79L120 78H116V77H118L120 74H121V70L123 71L126 67H127V65L125 66V64H132V65H129V66H131L130 68H132L133 67V65L135 64L136 65V63H138L139 61H141ZM203 60H205V61H203ZM7 61H5V62H7ZM138 61V62H137ZM264 58L262 59V61H260V62H262L263 64H264ZM14 62H16L18 65H16V63H14ZM124 63V65L122 64V63ZM136 62V63H135ZM200 62V61H199ZM235 62H237L236 64H235V66H234V71H237V64H238V61H237V59H235V61H234V63ZM94 63H96V65L98 64V65H101L102 67H103V69L102 70H105L106 68L105 67H107V69H109L110 67V69L109 70H105V71H101V69L99 70V67L101 68V66H95V64ZM141 63V62H140ZM9 64V66L7 67V65ZM104 64H106V65H104ZM120 64V65H119ZM4 65H2V66H4ZM110 65H112L113 66V69H112V66H110ZM121 65H123V66H121ZM141 65V64H140ZM110 66V67H109ZM124 66H125V68H124ZM203 66V67H202ZM264 66V65H263ZM7 67V68H6ZM95 67V68H94ZM96 67L98 68V69H96ZM117 67V68H116ZM123 67V68H122ZM136 67V66H135ZM134 68V67H133ZM202 68H205V69H203L202 70ZM1 69V68H0ZM111 69H112V71H111ZM114 69H116V70H114ZM117 69H120V70H117ZM97 70H98V72H97ZM1 71H2V69H1ZM23 71H26L27 73H28V75H30L28 78L26 77V75H24V74H27L26 72L23 74L22 72ZM100 71L102 72V73H105V74H107L106 75V77H105V75L103 76V74H101L100 73ZM118 71V72H117ZM145 71V72H144ZM69 72H71V74L69 73ZM250 72V74L252 75L253 73H251V71H249ZM68 74V76H70V75H72L73 73H78V75H80L79 76V79H74V80H65V75H67ZM82 73V74H81ZM119 73V74H118ZM145 73V74H144ZM247 72L245 71V74H246ZM84 74V75H83ZM90 74H92V75H94V76H96L95 78L92 76V75H90ZM99 74H101L102 76H100ZM151 75H152V73H150ZM205 74V73H204ZM248 74V73H247ZM250 74H248V76H250ZM89 75L90 76H92V78H90L89 77ZM62 76H64V78L62 77ZM72 76H75V74H73ZM71 76V77H72ZM76 76H77V74H76ZM86 76H88L87 78H86ZM204 77L203 75H200V77ZM255 75H253V76H251V78L252 77H254ZM26 77V78H25ZM58 77H60V78H58ZM85 77V78H84ZM262 77H264V76H262ZM98 78V79H97ZM206 78V77H205ZM21 79V80H20ZM27 79H30V82H28V83H30L29 84V86H27L28 85V83H27V81H29V80H27ZM80 79H87V80H85L84 82H83V80H80ZM93 80V81H91V80ZM96 79V80H95ZM143 79H145V80H143ZM23 80V81H22ZM63 80V81H62ZM97 80H99V81H97ZM250 80H252V79H250ZM263 80H264V78H263ZM16 81H17V83H16ZM20 81V82H19ZM95 81H97V82H95ZM141 81V80H140ZM254 81V80H253ZM252 81V82H253ZM262 81V80H261ZM27 84H25V83ZM32 82V83H31ZM62 82H64V83H62ZM190 82V81H189ZM204 83V85L206 86L207 84H205V81H203ZM249 82V81H248ZM264 82V81H263ZM20 83H22V84H24V87L25 86H27L26 88H24L23 87V85L22 84H20ZM150 83H152V84H150ZM255 83V82H254ZM20 85L21 87H23V88H21V87H19L18 85ZM188 84H190V83H188ZM203 84L201 83V86H203ZM7 85L10 87H8L10 90H6V89H4V88H7ZM62 85V86H61ZM196 85H198V86H200L199 84H196ZM195 85V86H196ZM255 85V84H254ZM3 86H5V85H3ZM31 86H33V89H35L33 92L31 91V89H32V87ZM41 86H44V87H42V88H40ZM66 86V87H65ZM124 86H125V88H124ZM154 86V85H153ZM193 86V85H192ZM200 86V87H201ZM15 87H18V88H15ZM63 87V88H62ZM144 87V88H143ZM152 87V86H151ZM204 87V86H203ZM251 87L254 89V87H253V85H251ZM251 87H249V88H251ZM1 88H2V92H3V89L5 90V93L3 92V94L1 93ZM7 88V89H8ZM19 88H21V92H19V91H17ZM29 88V90H27ZM37 88V89H36ZM44 88V90H39V89H43ZM145 88H147V89H145ZM158 88V87H157ZM256 88H257V86H256ZM259 88V87H258ZM257 88V89H258ZM13 89H15V90H13ZM17 89V90H16ZM63 91V93L65 94V93H67L66 95H64V94H62L60 91L61 90ZM126 89H128V90H126ZM199 89H201V88H199ZM207 89V88H206ZM264 88H262V90H263ZM12 90V91H11ZM68 90V91H67ZM130 90V91H129ZM150 90H151V88H150ZM193 90H194V86H193ZM196 90V89H195ZM251 90V89H250ZM259 90H260V88H259ZM38 93V94H40V92H41V97L39 98V99H37V96H38V94L36 93V92ZM38 91H40V92H38ZM44 93H43V92ZM55 94V95H57L56 97H58L57 98V100H56V97H54L53 96V93ZM67 91V92H66ZM129 91V92H128ZM133 91V92H132ZM135 91H139L138 93L137 92H135ZM147 91V92H148ZM155 91H157L158 92V90H156V87H155V90L153 89V91H151L152 93H154ZM204 91V90H203ZM203 91L201 92V93H203ZM252 91V90H251ZM264 91V90H263ZM262 91V92H263ZM18 92V94H13V93H17ZM28 92V93H27ZM32 93L31 95H30V93ZM48 92V93H47ZM197 92V91H196ZM195 92V94H198V93H196ZM199 92H200V90H199ZM205 92V91H204ZM218 92H220V91H215L214 90V92L213 93H218ZM253 92V91H252ZM254 92H257L256 90L254 91ZM262 92H259V95L260 96H258V97H261L262 96V98H264V96H263V94H262ZM46 93V94H45ZM129 93H132V94H129ZM156 93V92H155ZM207 93H208V90H207ZM261 93V94H260ZM13 96V95H15L14 97H12L11 95ZM34 94H37L36 96H34ZM45 96H44V95ZM70 94V95H69ZM151 95V98L149 97V95ZM158 94H160L159 92H158ZM157 94V95H158ZM255 94V93H254ZM253 94V95H254ZM30 95V96H29ZM52 97H51V96ZM63 95V96H62ZM68 95V97H66ZM129 95H131V96H129ZM140 95H142V96H144V98L142 99V97L140 96ZM215 96L216 95H218V96H220L219 94H214ZM229 94H227V96H228ZM251 95V94H250ZM249 95V96H250ZM33 96H34V98L35 99H37V100H34L33 99ZM42 96H43V98H42ZM66 98H65V97ZM138 96V97H137ZM140 96V97H139ZM145 96L147 97V98H149L148 100H147V98H145ZM159 97H162L161 96V94L160 95H158ZM222 96V95H221ZM220 96V97H221ZM69 97H73V99H71V98H69ZM84 97V98H83ZM130 97V98H129ZM156 97V96H155ZM199 97H203V95L201 94ZM219 97V100H218V102H220L221 103V101H222V98H220ZM226 97V96H225ZM256 97V96H255ZM257 97V98H258ZM6 98H4L5 100L4 101H6ZM51 98H53V99H51ZM81 99V101L83 100H85V99H88V100H85L86 102L88 101V103H82L81 101H80V99ZM217 98V97H216ZM228 98H230V97H228ZM227 97H226V99H228ZM27 99V100H26ZM42 99H43V101H42ZM47 99V100H46ZM55 99V101H54V103H53V101L52 100H54ZM74 99H76V100H74ZM135 99V100H134ZM139 99H141V101H139ZM200 99H204V98H200ZM213 99V98H212ZM251 99V98H250ZM249 99V100H250ZM255 99V98H254ZM13 100V101H12ZM27 102H26V101ZM33 100V101H32ZM39 100H41V101H39ZM72 100H74V101H72ZM77 100H79V103H80V105L79 106H77V104H79V103H77ZM124 100V101H123ZM137 100V101H136ZM154 100H156V101H158V100H160V99H154ZM211 100V99H210ZM245 100H247V98L245 99ZM264 100V99H263ZM3 101V100H2ZM2 101H0V102H2ZM21 101H23V103L24 104H22V102ZM25 101V102H24ZM36 101V102H35ZM64 101H66V102H64ZM92 101H95V102H92ZM121 101H123L122 103H121ZM126 101V102H125ZM166 101V100H165ZM251 102H253L252 100H250ZM255 101H257V100H255ZM260 102H264V101H262V100H259ZM35 103V104H37V105H33V103ZM38 102V103H37ZM62 102V103H61ZM68 102H70V104L71 105H69V107H67V104H65V103H68ZM71 102H74V106H77L78 108H80V107H82L80 110H78V108L77 107H74V106H72V103ZM97 102V103H96ZM153 102L154 101H152V106H153ZM164 102V99H163V101L161 102V104H157V105H161V106H157L156 104H155V106H153V107H167L166 105L167 104H170V103H172L173 104V106L172 107H175V108H177V107H184V106H180V105H183V104H185L184 102H182V101H180V100H177V98L175 97L174 99L172 98V96H171V98H170V101H166V105L165 106H163V103ZM205 101L203 100V102L202 103H204ZM215 102V101H214ZM231 102V101H230ZM247 102V101H246ZM245 102V103H246ZM260 102H256V103H253V104H260V105H258V106H260V107H258V109H256V107H253L252 105H250L249 104V102L248 103H246V104H248V105H246V104H243V107H245L246 108V110L244 109L243 110V114H245L244 113V111L245 112H252V111H254V110H258L259 112H260V110H262V108L264 107V103H263V105H261V103ZM21 103V104H20ZM26 103H28V104H26ZM32 103V104H31ZM145 103V104H144ZM157 103V102H156ZM159 103H160V101H159ZM206 103H207V101H206ZM206 103H204V106H202V107H205V106H207V105H205ZM61 104H63V106L65 105V107H63ZM82 104H83V106H84V104L86 105L85 106V108H90V107H88V106H90L89 104H93V106H92V108H94V107H97V109H99L98 107H99V105L100 106H103V107H100V113L99 114H101L103 117H106V118H103V120H104V122H102L103 120L102 119H100L99 117H98V119H97V123H100V122H102V123H104L103 125H105V122L107 121L106 119H107V117H109V114L108 113H110L111 115H114V116H117V117H113L112 116V118H114V119H110V121H108L109 123H107L106 125H105V127H103L102 129H101V126L102 125H100V126H98V124L96 123V122H93V121H90V120H93L94 118L91 116V119L89 118V120H88V117H89V114H87V115H85L83 112H81V111H85L86 110V112L88 113V111H90V110H87V109H85L83 106H82ZM94 104H96V105H94ZM97 104H99V105H97ZM113 104V105H112ZM114 104L116 105V106H114ZM125 106H124V105ZM191 104V103H190ZM215 104H216V102H215ZM19 105V106H18ZM22 105L24 106L23 107V109H20V108H22ZM27 105H29V106H27ZM33 105V106H32ZM39 105L40 106H42L41 108L39 107ZM47 107V108H45V106ZM61 105V106H60ZM111 105V106H110ZM150 105V103H148V106ZM187 105H189V104H187ZM192 105V104H191ZM200 105L201 104H198L197 105V107H195L196 109H199V110H201V111H198L197 110V112H201L202 114H200V113H198V115H200V116H202L201 118H203V117H205L206 116V114H209V112H207V108L205 109V108H203V110H206V111H203L202 109H200L201 107H200ZM217 105H219V104H217ZM246 105V106H245ZM250 105V106H249ZM4 106H6V107H8V111H7V108L5 107L4 108ZM57 106V107H56ZM61 108H60V107ZM109 106V107H108ZM122 106H124V107H122ZM177 106V107H176ZM190 106V105H189ZM198 106H199V108H198ZM215 107H217V108H219V107H221V108H219V110L220 109H223V110H220V111H223L224 112V114H225V111H224V107L225 106H216V105H214ZM231 106H234V105H231ZM247 106H249V107H247ZM32 107H34V108H32ZM74 107V108H73ZM111 107H112V109H111ZM121 108V111H119V109H117V108ZM130 107V110H131V105L129 106ZM142 107V108H141ZM149 107H151V106H149ZM255 108V109H253V108ZM262 107V108H261ZM38 108H40V109H38ZM59 108V109H58ZM68 108H73L72 110H70V111H73V113L72 114H70L71 112H67L68 110ZM77 108V109H76ZM109 108V109H108ZM115 108V109H114ZM124 108V109H123ZM133 108V107H132ZM185 108V107H184ZM183 108V109H184ZM193 109H194V107H192ZM229 108V107H228ZM228 108H226V109H228ZM231 108H233V113H235V116H236V114H237V116H239V114L241 113V112H237L238 110H237V108H235V106L234 107H231ZM238 108H240V107H238ZM10 109H12V110H10ZM17 109V110H16ZM18 109H20V110H18ZM38 109V110H37ZM62 109H66V110H63L64 112H62L61 110ZM83 109H85V110H83ZM91 109V108H90ZM102 109H104V111H107L106 113L107 114H103L104 112H102ZM118 111H117V110ZM133 109H135V108H133ZM132 109V110H133ZM152 109V108H151ZM150 109V110H151ZM162 110H160V108H159V110L160 111H163V108H161ZM180 109V108H179ZM178 109V110H179ZM225 109V110H226ZM241 109H243V108H240V110ZM1 110V109H0ZM1 110V111H2ZM13 110H15V111H13ZM22 110V111H21ZM122 110H124V112L122 111ZM126 110V111H125ZM153 110V109H152ZM158 110V109H157ZM167 110V109H166ZM214 110V114L216 115L217 113H215V108L213 109ZM237 110V111H236ZM239 110V111H240ZM247 110H249V111H247ZM250 110H252V111H250ZM5 111H4V113H5ZM9 111H10V113H9ZM17 111H19V112H17ZM49 111V112H48ZM52 111V112H51ZM75 111V112H74ZM76 111H78V113H76ZM108 111H110V112H108ZM135 111V110H134ZM138 111V110H137ZM145 111V110H144ZM179 111H181V110H179ZM193 112H196V111H194V110H192ZM234 111H236V112H234ZM257 111V114L258 115H261L260 113H263L264 114V111H262V112H258ZM3 112V111H2ZM12 112H14V114H12ZM41 112V111H40ZM55 112V113H54ZM63 113V114H61V113ZM65 112H67V113H65ZM114 112H117V113H115L114 114ZM120 112V113H119ZM122 112V113H121ZM155 112V111H154ZM203 112H206V113H203ZM211 112V111H210ZM3 113V114H4ZM19 113H21V115L19 114ZM69 113V114H68ZM74 113L76 114V115H74ZM113 113V114H112ZM130 115H129V114ZM138 113H141V111H138L137 112V114ZM143 113H146V112H143ZM158 113H160V112H158ZM213 113L211 112V114L213 115ZM227 113H228V111H227ZM256 113V112H255ZM5 114V115H6ZM54 114V115H53ZM80 114V115H79ZM134 114V113H133ZM132 114V115H133ZM242 114V116L241 117H246V116H248V115H243ZM251 114V113H250ZM56 115V116H55ZM60 115H63L64 117H62V116H60ZM78 115V116H77ZM81 115H82V118H81ZM108 115V116H107ZM155 115V114H154ZM253 115V114H252ZM251 115V116H252ZM45 116V117H44ZM49 116H51V117H49ZM54 116V117H53ZM121 116V115H120ZM137 116V115H136ZM140 116V115H139ZM143 116V117H142ZM144 116H148L147 118H148V122H147V119H142V118H144ZM228 116H229V114H228ZM234 116V115H233ZM233 116H232V118H233ZM40 117H39V119H40ZM56 117V118H55ZM57 117H59V118H57ZM64 118V119H66V120H62V118ZM67 117V118H66ZM68 117H71V118H68ZM77 117H78V119H77ZM111 117V116H110ZM126 117V118H127ZM138 117V116H137ZM151 117V118H150ZM155 119H154V118ZM157 117H158V120H156L157 119ZM152 116V114H150V115H145V114H142L141 115V117H139L140 118V121H144L146 124H144L145 125V127H147V128H150L149 126H150V124H154V125H152V127H153V129L151 128V129H148L149 131L150 130H152V132L150 133V134H152V136H154L155 134H157L156 136H158V135H161V136H158V137H161V138H159V140L157 139L158 137H150L149 139H146L147 141H149V140H152V142H153V144L155 145V147H156V149H157V146L158 145H160L162 142V144L163 145H166V146H163L162 145V147L161 146H159L158 148H163V147H166L165 149H162V150H164V152H166L167 150H169V151H172L174 148L176 149V147H177V144L179 143L178 142V140H180L179 138H178V136H180L181 137V135L179 134V135H171L173 132H171L172 131V129H171V131H170V128H171V123L174 121V120H172V122H166L165 123V121L166 120H162V119H160L159 117L160 116ZM262 117H264V116H262ZM3 118H4V116H3ZM20 118H22V120L23 121H18V119H20ZM44 118H46V119H48V120H45ZM85 118V119H84ZM96 118V117H95ZM115 118H117V119H115ZM231 118V119H232ZM247 118V117H246ZM251 118H253V117H251ZM259 118H261V117H259ZM9 119V120H8ZM59 119H61V120H59ZM154 119V120H153ZM185 119H187V118H185ZM205 119H206V117H205ZM205 119H200L199 121H201V120H204V123H202V122H200V123H202L201 125H200V123H198L197 121L196 122H193L192 124H196V125H191L190 126V124L188 123V122H186V121H188V120H184L185 122L183 123V122H180V121H183V120H178L179 122H174L175 123V125L177 126L179 123H182V124H184V125H186V123L189 125V127L188 126H186V129L187 128H189V129H187V131H189V132H191V131H193L192 129H190L191 127L193 128L194 127V130H196V132H194L195 133V135H196V138H200V135L202 136V138H204V134L202 133V134H199V133H201V132H204V127H201V126H206V124H208L207 126L209 127V126H211V128L213 127L212 125L213 124H211V125H209L210 123L209 122H211L210 120H207V121H209V122H205ZM229 119V118H228ZM227 119V120H228ZM244 119V118H243ZM248 119H250L249 118V116H248V118L247 119H244V120H246V121H248V122H246V121H244L243 120V123L241 124V125H244V124H246V125H244L243 127L245 128L247 125L249 126L250 124L252 125H254V123H250V124H247V123H249V122H251L252 120L250 119V120H248ZM263 119V118H262ZM262 119L260 120V121H262ZM25 120H26V118H25ZM81 122V123H79V121ZM192 120V119H191ZM191 120H189V122H191ZM212 120V119H211ZM235 120V119H234ZM236 120H238V119H236ZM254 120H256L255 118H254ZM1 121H3L2 122V125L4 124V120H2L1 119ZM14 121H16V122H14ZM28 121V120H27ZM27 121H25V122H27ZM67 121H70V122H67ZM83 121V122H82ZM85 121H87V126H86V122ZM94 121H96V119H94ZM114 121H116V122H114ZM133 120H131V121H129V122H131V123H134V122H132ZM143 121H142V124H143ZM152 121H153V123H152ZM155 121V122H154ZM157 121H159L158 123H157ZM160 121H161V123H160ZM219 121V123H217L216 121H212V122H215V125H217V124H220V127H221V131H224V130H222V128H223V123L222 122H220V120H218ZM238 121H242V120H238ZM11 122V121H10ZM51 122V123H52ZM91 122H93V123H91ZM122 122V123H123ZM245 122V123H244ZM256 122H258V121H256ZM19 123V124H18ZM71 125V126H69V124ZM72 123H74V124H72ZM76 123V124H75ZM96 123V124H95ZM163 123H165V124H163ZM173 123V124H174ZM177 123V124H176ZM240 123V122H239ZM5 124H7L6 123V121H5ZM12 124V125H11ZM38 124H41V122L40 123H38ZM78 124V125H77ZM101 124V123H100ZM108 124H110L109 126H108ZM129 124V123H128ZM134 124L135 125H137L136 126V128H135V131L133 130L130 134H128L127 132L128 131H131L132 129H130V128H132V127H135L134 126ZM134 124H132V126H130V127H127V128H129L128 130H126L125 132H124V128H126V125L124 124V128L123 129H121V127L119 128V130H123V132L121 131V133H119V132H117V133H119V134H123L121 137H124V134H126V138L130 141V140H132V141H130V142H128V140H126V138L124 137V139H122L121 137H119V138H121V139H118V142H120L119 144H121V142H123L122 144L123 145H127L128 144V146H126V148H124V146L122 147V148H124V149H127L128 147H129V145L130 144H132L133 143V145H131V148L132 149H134L133 147H135V146H137V147H142V148H138V149H134V150H132V149H127L128 151H130V152H126L127 154H130V153H134V151H136V150H139L140 152L141 151H144V153L142 154V153H139V155L140 154H142L143 156L144 155H147L146 157H152L153 156V158H152V160L154 161V160H157L156 162H158V160H160V159H157L156 158V156L153 154V153H151L152 154V156H149V150H146V148L147 149H149L148 147H149V145H148V147H147V145L145 144V142L146 141H144L143 139H141V141L142 142H140L138 139H140V138H142V135H143V138H148V136H151V135H148L149 133L148 132H146V133H148V134H145L142 130H138L139 129V127H138V124H136V123H134ZM147 124H149V125H147ZM157 126H156V125ZM161 124H163V125H161ZM170 126H169V125ZM197 124H199V125H197ZM237 125H239L238 123H236ZM256 124V123H255ZM259 124V126L261 127V125H260V123H258ZM257 124V125H258ZM8 125V124H7ZM17 125H19V126H17ZM76 125V126H75ZM93 125L95 126V127H97V129L100 127V129L99 130H101V131H99V133H98V131L95 133V131L97 130V129H95L94 128V133H93V131L91 130H89V128L91 127V128H93ZM168 125V126H167ZM180 125V124H179ZM184 125H182L181 127L180 126H178V127H180V129H182V127H183V129H185L184 127ZM236 125V126H237ZM240 125V126H241ZM263 125V124H262ZM5 126V125H4ZM39 126V125H38ZM42 126V125H41ZM65 126V127H66ZM82 126H86V127H82ZM120 126V125H119ZM129 126V125H128ZM158 126H161L162 128H163V131L161 130V129H159V128H157V129H154L155 127H158ZM264 126V125H263ZM262 126V127H263ZM46 127V128H45ZM75 127H77V128H75ZM89 127V128H88ZM168 127V128H167ZM203 128L204 130H202L201 131V128ZM218 127H219V125H218ZM239 127V126H238ZM243 127L242 128H240V129H238L239 131H240V133H241V130L243 129ZM253 127V126H252ZM255 127H258V126H255ZM261 127V128H262ZM84 128V129H83ZM126 128V129H127ZM206 129H207V127H205ZM231 128H233V127H231ZM247 128H249V127H247ZM254 128V127H253ZM253 128L250 130V132L251 131H254L253 130ZM14 129H17V130H14ZM57 129V131L55 132V135H57V136H59V134H61L60 133V131ZM85 129H87V130H85ZM104 129V131H102ZM108 129H110V128H108ZM136 129H137V131H136ZM169 129V133H167L168 131H166V130H168ZM225 130H226V132H228V134L229 133H231V132H229V130H231V129H228V127L227 128H224ZM236 130H237V127L235 128ZM54 130H56V129H54ZM76 130V131H77ZM83 130H85V131H83ZM153 130L155 131V132H153ZM191 130V131H190ZM198 130H200V131H198ZM207 130H210V129H207ZM207 130H205V131H207ZM245 130H246V128H245ZM256 130V129H255ZM260 130V129H259ZM64 131V130H63ZM107 131V132H106ZM142 131V133H140V134H138L139 132H141ZM186 131V132H187ZM243 131V130H242ZM248 131V132H247ZM44 132V131H43ZM46 132V131H45ZM50 132V131H49ZM67 132H69V131H67ZM101 132H105L104 133V135H103V133H101ZM137 133V134H133V135H137L138 137H136L135 139L133 138L134 136L133 135H131L132 133ZM157 132H159V133H157ZM208 132V131H207ZM234 132H236V131H233L232 133H234ZM245 133L244 134H246V133H249V129L248 130H246V131H244ZM88 134V135H86V134ZM160 133H162V134H164V135H162V134H160ZM206 133V132H205ZM212 133V132H211ZM211 133H209V134H211ZM237 133V135H238V132H236ZM239 133V134H240ZM252 134L253 133H255V132H251ZM45 135H46V133H44ZM53 134V133H52ZM91 134V135H90ZM95 134H102L103 136H106V138L107 137H110V140L111 141H109V138H107V140L105 139V141L107 142V143H105V141H104V139H103V142L104 143H100V141H101V138L99 137V136H96V138H98V139H95V140H99V142H97L96 141V143H95V141H92L94 138H92V136L93 135H95ZM106 134V135H105ZM142 134V135H141ZM166 134H169V135H166ZM189 134V133H188ZM209 134H206V135H209ZM215 134V133H214ZM243 134V135H244ZM50 135V134H49ZM101 135V136H102ZM129 135V136H128ZM224 135H226L227 136V133L226 134H224ZM232 135V136H231ZM235 136V134H229V136L230 137H232V139L233 140H235L234 141V143L232 144L233 146L232 147H234V145H236L237 146V144H235V142L236 141H240L243 137H242V133L240 134V137H238V136H236L235 138H233L234 136ZM254 135V134H253ZM253 135H252V138H256V139H259L258 137H259V135L257 136V135H254L255 137H253ZM262 135V134H261ZM52 136H54V135H52ZM84 136H88V137H84ZM112 136V135H111ZM164 138H167V139H164ZM167 136V137H166ZM171 136H175V137H177L178 139H176V138H174V137H172L171 138ZM12 137V136H11ZM60 138H61V140L62 141H66V139L65 140H63V138H64V136H62L61 137V135L59 136ZM91 137V138H90ZM93 137H95V136H93ZM168 137H170V139H172V140H169L168 139ZM206 137V136H205ZM212 137H214V136H212ZM218 137H219V135H218ZM225 137V136H224ZM223 136H222V138H224ZM239 138V140H237L238 138ZM242 137V138H241ZM261 137V136H260ZM264 137V136H263ZM44 138V137H43ZM48 138V137H47ZM55 138V137H54ZM60 138H56V139H60ZM71 138H73L74 139V136L73 137H71ZM89 138V139H88ZM152 138H154V139H156L155 141H153V139ZM163 138V139H162ZM207 138V137H206ZM229 138V137H228ZM241 138V139H240ZM246 138H248V137H246ZM252 138L250 139V138H248V139H250V141H248V140H246V139H242V141H247V143H253V144H250V147H251V145H254V143H257L258 142V140H256L255 142H253V140H252ZM70 139V138H69ZM86 139H88V140H86ZM177 140V141H174V140ZM207 139H209V138H207ZM41 140H43V139H40V142H41ZM45 140H46V138H45ZM52 140V139H51ZM120 140V141H119ZM134 140V141H133ZM167 140V141H166ZM184 140V139H183ZM194 141H197V139H193ZM192 140V138L190 139V141H185V142H183L182 143V140L180 141L181 142V144H179V145H183V146H187L188 145V147L191 145V144H193V141ZM201 140H203V139H201ZM199 141V142H202V143H197L195 146H197V148H195V146H194V148H195V151L196 150H198V149H200L201 151H200V153L201 152H205L206 151V145H204L203 143V141ZM211 140V139H210ZM44 141V140H43ZM53 141L54 140H52V143H53ZM70 141V140H69ZM73 141V140H72ZM85 141V142H84ZM136 141H138V142H136ZM212 141V140H211ZM229 141H232L231 139L229 140ZM261 141H264L263 139L261 140ZM21 142V141H20ZM37 142V143H35V144H38V145H36V146H34V147H38L39 146V148H41L40 149V151L41 150H43L42 148L44 147V145L45 146H47V148L49 149V147L52 145H47L46 143H48V142ZM51 141H49V143H50ZM55 142V141H54ZM91 142H93V143H91ZM102 142V141H101ZM115 142H117V138H116V141H114L113 143H115ZM126 142H128V143H126ZM134 142H136V144H134ZM156 142V143H155ZM158 142H161V143H158ZM172 142V143H171ZM175 144H174V143ZM190 142H192V143H190ZM11 143V142H10ZM14 143V142H13ZM23 143V142H22ZM40 143V144H39ZM55 143H58V142H55ZM60 143V142H59ZM66 143V145H67V141L65 142ZM70 143V142H69ZM130 143V144H129ZM137 143H139L140 144V146L139 145H137ZM166 143H169V144H166ZM189 143V144H188ZM238 143V142H237ZM244 142H242V144H243ZM246 143V144H247ZM260 143H262V142H260ZM260 143H257V144H255L253 147L257 150V151H255V149H251L249 146H248V148L250 149H248L246 146V144L245 145H241V146H244V147H242L241 149H243L244 148V150L246 149V152H248V153H251V152H254L255 151V153H251L253 156H254V158L256 157V158H258V159H262L261 160V162H260V164H261V166L262 167H260V169H261V171L262 170H264L263 169V167H264V156H260L259 157V153L261 152V147H264L263 145L264 144H260ZM264 143V142H263ZM21 144V143H20ZM28 144V143H27ZM54 144V143H53ZM60 144H62V143H60ZM73 144V143H72ZM115 144H117V143H115ZM145 144V146H143V145ZM157 144V145H156ZM170 144H172L173 146L174 145H176V147H174L172 150H170L171 148H172V146H170ZM229 144V143H228ZM231 144V143H230ZM230 144H229V146H230ZM11 145V144H10ZM40 145H43V147H41ZM79 145V144H78ZM78 145H76V146H78ZM81 145H80V147H81ZM135 145V146H134ZM200 145H204V146H200ZM258 146V149H257V146ZM14 146V145H13ZM21 146V145H20ZM24 146V145H23ZM28 146V145H27ZM32 146V145H31ZM64 146V145H63ZM70 146V145H69ZM76 146H70V147H73V148H71V149H69L70 151V153H72V154H76V152H78V151H80L81 153H83L81 150H82V147L81 148H79V150L78 151H76L74 148L76 147ZM90 146H86V148H88L87 150H89V148H90ZM113 146H115V145H113ZM168 146V147H167ZM182 146V147H183ZM201 148H200V147ZM215 146H217V144L215 145ZM260 146V147H259ZM33 147V148H34ZM53 146H51V148H52ZM65 147V146H64ZM79 147V146H78ZM84 147V146H83ZM144 147H146L145 148V150L148 152H146L145 150H143V148ZM192 147V146H191ZM199 147V148H198ZM218 147V146H217ZM14 148H16V147H14ZM32 148V147H31ZM38 148V149H39ZM86 148H84V149H86ZM97 148H99V147H97ZM106 148V147H105ZM105 148H103V149H105ZM108 148H106V149H108ZM116 148H120L119 147V145L116 147ZM121 148V149H122ZM168 148H170V149H168ZM193 148V149H194ZM204 148V149H203ZM17 149V148H16ZM48 149H45L46 151L48 150ZM65 149V148H64ZM72 149H74L75 150V152H72ZM81 149V150H80ZM102 149V150H103ZM104 150V151H107V152H110L112 149H114V148H110V150L108 149V150ZM123 149V150H124ZM179 149V148H178ZM187 148H183V151L184 150H186ZM235 149H237V150H240L238 147H236ZM3 150V149H2ZM38 151L37 149H33V151ZM50 150H52V149H49V151ZM67 150V149H66ZM93 150V149H92ZM100 150V148L98 149V151ZM120 150V149H119ZM126 150V151H127ZM159 150V149H158ZM157 150V151H158ZM264 150V149H263ZM14 151V150H13ZM35 151H34V153L33 154H35L34 156L35 157H38L39 158V160H40V158L42 159L43 158V156L42 155H40V156H42V157H40L39 156V154L40 153H35ZM91 150H89V151H87V153L88 152H90ZM96 151V150H95ZM101 151V150H100ZM121 151V153H125V152H122V150H120ZM175 151H177V149L176 150H173V152H171V153H173V154H171L172 156H174V158H173V160H172V158H171V161H175L174 159H177L178 158V156H177V154H174L175 153ZM189 151V150H188ZM194 151V150H193ZM193 151L192 152H190L189 154L190 155H194L193 154ZM258 151H259V153H258ZM2 152V151H1ZM7 152V151H6ZM21 152V151H20ZM19 152V153H20ZM44 152V156L46 157V158H48L46 155H45V151H43ZM114 152H115V150H114ZM113 151H111L110 152V154H107V153H105V152H102L101 154L103 155V158H104V155L107 157L108 155L110 156L111 155V153H113V154H115ZM136 152H138V151H136ZM211 152V151H210ZM209 152V154H211ZM212 152H214V154L216 153V155L215 156H217V154H221L222 152H220V153H217V149H214V148H212ZM237 152V151H236ZM241 152V151H240ZM11 153H13V152H11ZM17 153V152H16ZM24 153V152H23ZM30 153H31V151H30ZM91 153H93V151L91 152ZM90 153V154H91ZM94 153H96V152H94ZM99 153V152H98ZM98 153H97V155L96 156H99L98 155ZM105 153V154H104ZM119 154H121L120 152H118ZM146 153V154H145ZM159 153H163L161 150H159V152H157L156 154H158L159 155ZM177 153H178V151H177ZM181 153H183V154H181ZM181 153H179V156L181 155V156H186L185 154L186 153H184V152H181ZM4 154V153H3ZM18 154V153H17ZM28 154V153H27ZM33 154H32V158H34L33 157ZM36 154H38V155H36ZM42 154V153H41ZM71 154V155H72ZM127 154H125V155H123L124 156V158H125V156H127ZM202 154V153H201ZM208 154V155H209ZM213 154V155H214ZM238 154H241V153H238L237 152V155ZM261 154H264L263 153V151L261 152ZM10 155V154H9ZM13 155H16L15 153H13ZM24 156H25V154H23ZM31 155V154H30ZM65 155H66V153H65ZM81 155H85V154H81ZM89 155V154H88ZM87 155V156H88ZM122 155V154H121ZM121 155H119L118 157H114V159H117V158H120L121 159ZM132 155H134V154H130L129 156H132ZM157 155V156H158ZM207 155V156H208ZM242 155V154H241ZM21 156H22V154H21ZM29 156V155H28ZM73 156H75V155H72V157ZM115 156H116V154H115ZM138 156V155H137ZM141 156V155H140ZM167 156V155H166ZM177 156V157H176ZM180 156V157H181ZM219 156V155H218ZM221 156V155H220ZM2 157V156H1ZM8 157V156H7ZM11 157V156H10ZM20 157V156H19ZM31 157V156H30ZM76 157V156H75ZM74 157V158H75ZM83 157V156H82ZM128 157V156H127ZM136 157V156H135ZM168 157V156H167ZM183 157H181V158H183ZM203 157V156H202ZM245 157V156H244ZM5 158V157H4ZM9 158V157H8ZM25 158V157H24ZM44 159V160H47V159ZM77 158V157H76ZM75 158V159H76ZM85 158V157H84ZM95 158V157H94ZM108 158V157H107ZM106 158V159H107ZM111 159H112V156L110 157ZM128 158H130V159H135V158H131V157H128ZM127 158V159H128ZM143 158V157H142ZM154 158H156V159H154ZM160 158V157H159ZM185 158V157H184ZM209 158V157H208ZM211 158V157H210ZM23 159V158H22ZM72 159V158H71ZM88 159V158H87ZM119 159V160H120ZM140 158H138V160H139ZM144 159H146L145 157H144ZM197 159V158H196ZM196 159H193L194 161H198V160H196ZM216 159H218V157H215L214 158V160L216 161ZM257 159V160H258ZM4 160V159H3ZM35 160V159H34ZM67 160V159H66ZM103 159H101L100 161H102ZM109 160V159H108ZM135 160H137V158L135 159ZM135 160H134V163H135ZM147 160V159H146ZM151 159H149V161H150ZM220 160V159H219ZM219 160H217V162H219ZM244 160V159H243ZM247 160V159H246ZM1 161V160H0ZM11 161V160H10ZM43 161V159L42 160H40L39 162H41V164H39L40 166H43V164L46 162H42ZM48 161H50V160H48ZM81 161H83V160H81ZM88 161V160H87ZM99 161V162H100ZM104 161H106L105 160V158H104ZM104 161H103V163H104ZM116 161V160H115ZM122 161H129V162H131V160H121V162ZM145 161V160H144ZM148 161V162H149ZM188 161V160H187ZM247 161H249L250 162V160H247ZM247 161H243V162H247ZM260 161V160H259ZM2 162V161H1ZM13 162V161H12ZM24 162H26V161H24ZM28 162H30V161H28ZM32 162V161H31ZM72 162H74L73 160H72ZM110 162V161H109ZM112 162H114V161H112ZM120 162V163H121ZM142 162V161H141ZM150 162H152V161H150ZM149 162V163H150ZM163 161H162V158H161V160H160V163L161 164H163V166H165V167H163V166H157V167H159V168H161V167H163V168H166V167H168L167 165H165L164 163H162ZM182 163V169H184V170H186L185 172L189 175V171H190V168H193V166L192 165H190V164H188L190 167H186V163H188V162H185V161H181V159L180 160H178V161H176L175 162V164H181ZM183 162H185V163H183ZM193 162V161H192ZM191 162V163H192ZM249 162H247L249 165H251ZM255 162H257V161H255ZM32 163H34L35 164V162H32ZM37 163H38V160H37V162H36V165H37ZM53 163H56V162H53ZM65 164H66V161L64 162ZM103 163H100V164H102L103 165ZM116 163V165L117 164H120V163H118V161L117 162H115ZM138 163H140V162H137V164ZM144 163V162H143ZM148 163V164H149ZM159 163V162H158ZM158 163H152V166H154L153 164H158ZM212 163H214V162H212ZM263 163V164H262ZM20 164V163H19ZM18 164V165H19ZM46 165H47V167L48 166H50V165H48L49 164V162L48 163H45ZM52 164V163H51ZM56 164H60V163H56ZM55 164V165H56ZM71 164L72 163H70V164H68V165H70V166H68L67 165V167H68V169H69V167H71ZM84 164V163H83ZM90 164V163H89ZM98 164V163H97ZM109 163H107V164H105L106 166L108 165ZM128 164H130V165H134V164H132V162L131 163H125V165L124 164H120V165H123V166H127ZM146 164V163H145ZM175 164H173V166L172 165H170L171 167H174L175 166ZM183 164L185 165V166H183ZM192 164H195V163H192ZM209 164V163H208ZM10 165H13V164H11L10 163ZM54 165V164H53ZM55 165L53 166V167H55ZM85 165V164H84ZM110 165H111V162H110V164L108 165V167H110ZM150 165V164H149ZM205 165H206V163H205ZM210 165H212L211 163H210ZM209 165V166H210ZM2 166V165H1ZM28 166H29V164H28ZM60 166H62V165H60ZM65 166V165H64ZM72 166H74V165H72ZM79 166H80V162H79ZM88 166H91V165H88ZM88 166H86V167H88ZM94 166V165H93ZM97 166V165H96ZM134 166H136V165H134ZM133 166V167H134ZM179 167H181L180 165H178ZM208 166V165H207ZM208 166V167H209ZM214 165H212V166H210V168H214L213 167ZM19 167V166H18ZM17 167V168H18ZM23 167V166H22ZM21 167V169H24V168H22ZM34 167V166H33ZM57 167V166H56ZM81 167V166H80ZM100 167V166H99ZM151 167V166H150ZM186 167V168H185ZM194 167H196V166H194ZM251 167H253V166H251ZM26 168V167H25ZM59 168V167H58ZM82 168V167H81ZM92 168V167H91ZM124 168V167H123ZM127 168H128V166H127ZM129 168H131L130 166H129ZM135 168V167H134ZM170 167H168L167 169H164V170H168ZM256 167H254V171L257 173L258 171H256V169H255ZM2 169V168H1ZM0 169V170H1ZM5 169H7L6 167H5ZM30 169V168H29ZM32 169V168H31ZM41 169V168H40ZM51 169V168H50ZM55 169V168H54ZM67 169V168H66ZM73 169V168H72ZM89 169V168H88ZM106 169H107V167H106ZM150 169V168H149ZM156 169L157 168H153L152 167V170H154L153 172H156L157 173V171H156ZM196 168H193L192 170H195ZM202 169H203V171H204V169L205 170H207L208 172H210L208 169H207V167L206 168H204V166L202 167ZM215 169H216V167H215ZM215 169H212V170H215ZM8 170V169H7ZM13 170H15V169H13ZM64 170V169H63ZM83 170H84V167H83ZM92 171V169H89V171ZM101 170V169H100ZM107 170H109V171H107V173L108 172H112V171H110V169H107ZM121 171H124V170H122V169H120ZM132 170V169H131ZM131 170H130V172H131ZM159 170V169H158ZM188 170V171H187ZM2 171H3V169H2ZM23 171V170H22ZM38 171V170H37ZM71 171V170H70ZM74 171H75V169H74ZM82 171V170H81ZM114 171H115V169H114ZM121 171L119 172V173H121ZM139 171V170H138ZM138 171H136V173L138 172ZM146 171V170H145ZM161 171H163V170H161ZM195 171H197V170H195ZM195 171H191V172H195ZM198 171H199V169H198ZM206 171V172H207ZM216 171V170H215ZM66 172H68V170L66 171ZM73 172V171H72ZM88 172V171H87ZM160 171H158V173H157V175H159V176H157V175H155V176H157V177H160V176H162V172H160ZM167 173V175L168 176H171V175H169V174H171V172L170 173H168V171H166ZM263 172V171H262ZM38 173V172H37ZM83 173V172H82ZM82 173H80L81 175H82ZM86 173V172H85ZM93 173V172H92ZM97 173V171L94 173V174H96ZM101 173V172H100ZM102 173H105L106 174V178H108V176H109V174L110 173H106V170H105V172H102ZM132 173V172H131ZM130 173V174H131ZM145 173V172H144ZM164 173V172H163ZM204 173V172H203ZM216 173H217V171H216ZM4 174V173H3ZM7 174V173H6ZM48 174V173H47ZM53 174V173H52ZM72 174V173H71ZM88 174V173H87ZM114 174V173H113ZM122 174V173H121ZM137 174H139V176H140V179L141 178H144V176L143 177H141V175H140V172L139 173H137ZM192 174V173H191ZM195 174V173H194ZM194 174H193V176H194ZM205 175L207 174V173H204ZM39 175V174H38ZM67 175H69L70 176V172L67 174ZM74 175V174H73ZM96 175H98V174H96ZM108 175V176H107ZM154 175V174H153ZM152 175V176H153ZM164 175V174H163ZM167 175H165V178L166 179H168V181H170L171 182V184L174 186V185H178V181L176 182V184H174L173 182H172V180L175 182L176 180H174L172 177H169V178H167L168 176ZM211 175H215V176H213L212 178H214V177H216L217 175L215 174V173H211ZM63 176V175H62ZM66 176V175H65ZM84 176V175H83ZM100 176V175H99ZM103 176H105L104 174L102 175V176H100L101 178H103ZM128 176V175H127ZM172 176H176L174 173L172 174ZM190 176V175H189ZM197 176V175H196ZM196 176H194L195 178H196ZM201 176H203L202 177V179H205V177H204V175L203 174H201ZM200 176V177H201ZM259 176V175H258ZM264 176V175H263ZM64 177V176H63ZM88 176L86 175V178H87ZM97 177V176H96ZM119 177V176H118ZM136 177V176H135ZM138 177V176H137ZM180 178H181V176H179ZM60 178V177H59ZM66 177H64V179H65ZM75 178V177H74ZM86 178H84V179H86ZM98 178V177H97ZM101 178H99V179H101ZM112 178V177H111ZM114 178V177H113ZM172 179V180H169V179ZM189 178H191V176L189 177ZM216 178H218L219 179V177L217 176ZM216 178H214V179H216ZM4 179V178H3ZM40 179V178H39ZM49 180H50V178H48ZM53 179H56V178H53ZM61 179V181L62 182H65L64 180H62V178H60ZM135 179V178H134ZM133 179V180H134ZM140 179H138V180H140ZM160 179H162V178H160ZM179 179V178H178ZM177 179V180H178ZM182 179V178H181ZM217 179V180H218ZM225 179H227V178H225ZM229 179V178H228ZM38 180V179H37ZM68 180H70V178H68ZM107 180V179H106ZM111 180V179H110ZM123 180V179H122ZM141 180H143V179H141ZM191 180V179H190ZM195 180V179H194ZM193 180V181H194ZM200 181H201V183H204V181L202 182V180L201 179H199ZM210 179H208V181H209ZM30 181V180H29ZM40 181V180H39ZM60 181V182H61ZM102 181V180H101ZM105 181V180H104ZM103 181V182H104ZM112 181V180H111ZM121 181V180H120ZM152 181V180H151ZM160 181V180H159ZM167 182L168 183V181H166V180H163L162 181V183H160L158 186H162V184H164L165 182ZM183 181V180H182ZM213 181V180H212ZM218 181H220V180H218ZM217 181V182H218ZM230 181H232L231 179H230ZM38 182V181H37ZM42 182V181H41ZM66 182H67V179H66ZM74 182V181H73ZM99 181H97L96 183H98ZM108 182V181H107ZM110 182V181H109ZM113 182V181H112ZM111 182V183H112ZM130 182V181H129ZM164 182V183H163ZM188 182V180L186 181V183ZM195 182V181H194ZM210 182H211V180H210ZM220 182H222V181H220ZM223 182H225V184L224 185H226V189H227V186H229V187H231L230 188V190H231V192H233L232 190H234L232 187V183H235V182H232L230 185H229V183H227V182H229V181H223ZM222 182V183H223ZM258 182H264V179H262V181L261 180H258ZM58 183H59V181H58ZM79 183V182H78ZM132 183V182H131ZM139 183H141V182H139ZM179 183H180V181H179ZM192 184H193V182H191ZM213 183L216 185H218V183H215L214 181H213ZM222 183H219V184H222ZM35 184H36V182H35ZM49 184V183H48ZM53 184H55V183H53ZM76 184V183H75ZM110 183H108V185H109ZM118 184V183H117ZM144 183H141V186L143 185ZM146 184V183H145ZM144 184V185H145ZM168 184H170V183H168ZM168 184H166V185H168ZM210 184V183H209ZM214 184H211V186H214ZM242 184V183H241ZM241 184H239L241 187H242V185ZM28 185V184H27ZM72 185V184H71ZM71 185H69L68 184V186H70V187H68V189H70V188H73ZM98 185H99V183H98ZM131 185V184H130ZM150 185V184H149ZM171 185V186H172ZM190 185V184H189ZM194 185V184H193ZM196 185H200L199 183L198 184H196ZM261 185H264V184H261L260 183V185H259V187L261 186ZM32 186V184H30V188H32L31 187ZM41 186H42V184H41ZM63 186H65V185H63ZM103 186V185H102ZM110 186V185H109ZM117 186V185H116ZM118 186H120V185H118ZM122 186V185H121ZM124 186V185H123ZM137 186V185H136ZM195 186V185H194ZM193 186V187H194ZM203 186V185H202ZM83 187H84V185H83ZM105 187V186H104ZM108 187V186H107ZM111 187V186H110ZM127 187V186H126ZM143 187V186H142ZM142 187H139V188H142ZM163 187V186H162ZM161 187V188H162ZM214 187H216V186H214ZM219 187V186H218ZM241 187H239V189H242ZM43 188V187H42ZM62 188V187H61ZM65 188V187H64ZM117 188V187H116ZM115 188V189H116ZM124 188V187H123ZM122 188V189H123ZM136 188V187H135ZM139 188L137 189V191L139 190ZM150 188V187H149ZM160 188V191L162 190ZM168 187L166 186V189H167ZM181 188V187H180ZM179 188V189H180ZM201 188V187H200ZM205 188H208V187H205ZM213 188V187H212ZM220 188H222V187H220ZM220 188L219 189H217V190H219V192H222V191H225V190H223V189H221L222 191H220ZM224 188V187H223ZM256 188H258V187H256ZM44 189V188H43ZM48 189V188H47ZM63 189V188H62ZM62 189H61V191H62ZM107 189V188H106ZM110 189V188H109ZM134 189V188H133ZM164 189H165V187L163 188V190L162 191H164ZM165 189V190H166ZM214 189V188H213ZM246 189V187H244V190ZM260 189V188H259ZM1 190V189H0ZM40 190V189H39ZM74 190V188L72 189V191ZM119 190L120 189H118L117 190V192H119ZM175 190V189H174ZM199 190V189H198ZM229 190V189H228ZM229 190V191H230ZM237 190V189H236ZM258 190V189H257ZM261 190H263V189H261ZM260 190V191H261ZM55 191V190H54ZM53 191V192H54ZM60 191V190H59ZM89 191V190H88ZM106 191V190H105ZM128 192H129V190H127ZM135 190H133V192H134ZM178 191V190H177ZM176 191V192H177ZM202 191V190H201ZM235 191V190H234ZM259 191V190H258ZM43 193H44V190L42 191ZM124 192V191H123ZM146 192H149V191H146ZM176 192H174V193H176ZM215 192H216V189H215ZM219 192H218V194H219ZM228 192V191H227ZM2 193H3V191H2ZM31 193V192H30ZM52 193V192H51ZM62 193V192H61ZM104 193V192H103ZM116 193V192H115ZM114 193V194H115ZM131 193V192H130ZM160 193V192H159ZM179 193V192H178ZM195 193V192H194ZM200 193V192H199ZM210 193H213V192H210ZM223 193H226V192H223ZM260 193H262V194H264V191L263 192H260ZM71 194H72V192H71ZM87 194V193H86ZM85 194V195H86ZM105 194V193H104ZM149 194V193H148ZM158 194V193H157ZM216 194V193H215ZM233 194H234V192H233ZM235 194H237V193H235ZM3 195H5L4 193H3ZM61 195V194H60ZM73 195V194H72ZM88 195H90V194H88ZM109 195H111V194H109ZM121 195V194H120ZM122 195H123V193H122ZM125 195V194H124ZM128 195V194H127ZM159 195V194H158ZM169 195H171V194H169ZM175 195V194H174ZM178 194L176 193V196H177ZM181 195H182V193H181ZM208 195V194H207ZM228 195V194H227ZM241 196H239L238 195V197H240V198H243L244 196H242V194H240ZM2 196V195H1ZM7 196V195H6ZM9 196V195H8ZM61 196H63V195H61ZM74 196L75 195H73V196H71L70 198H74ZM92 196V195H91ZM98 196V195H97ZM104 196V195H103ZM106 196H108V195H106ZM106 196H104V197H106ZM115 196H117V195H115ZM260 196H261V194H260ZM259 196V197H260ZM76 197V196H75ZM118 197V196H117ZM117 197H115V198H113V199H116ZM125 197V196H124ZM123 197V198H124ZM149 197V196H148ZM151 197V196H150ZM159 197H160V195H159ZM166 197H168V196H166ZM178 197V196H177ZM177 197H175V198H177ZM209 197V196H208ZM208 197H206V198H208ZM216 197V196H215ZM237 197V198H238ZM259 197H257V198H259ZM4 198H5V196H4ZM46 198V197H45ZM44 198V199H45ZM58 198V197H57ZM66 198V197H65ZM99 198V197H98ZM97 198V199H98ZM107 198V197H106ZM180 198V197H179ZM178 198V199H179ZM221 198V197H220ZM2 199V198H1ZM6 199V198H5ZM69 199V198H68ZM76 199V198H75ZM109 199H111V198H109ZM126 199V198H125ZM128 199V198H127ZM147 199V198H146ZM165 199V198H164ZM185 199V198H184ZM190 199V198H189ZM228 199V198H227ZM226 199V200H227ZM235 200V198H229V200H231L230 201V204L233 202L232 200ZM244 199V198H243ZM67 200V199H66ZM122 200V199H121ZM132 199H130V201H131ZM163 200V199H162ZM213 200V199H212ZM238 200V205H236V209L238 210V207H242V202H241V204L239 203L240 202V199H237ZM245 200V199H244ZM258 199H254V201L258 204V202L259 201H257ZM45 201H46V199H45ZM52 201H54V200H52ZM62 201V200H61ZM74 201V200H73ZM84 201V200H83ZM111 201H113V200H111ZM115 201V200H114ZM119 201V200H118ZM134 201H136V204H137V200H136V198H135V200ZM175 201H177V199L176 200H174V202ZM205 202H206V199L204 200ZM210 201L211 200H209V203H210ZM219 201H221V200H219ZM236 201V200H235ZM251 201H253V200H251ZM253 201V202H254ZM63 202V201H62ZM67 202V201H66ZM110 202V201H109ZM139 202V201H138ZM166 202V201H165ZM178 202V201H177ZM202 202V201H201ZM213 202V201H212ZM224 202V201H223ZM245 202L247 203L248 201L247 200H245ZM6 203V202H5ZM60 203V202H59ZM85 203V202H84ZM132 203V202H131ZM134 203V202H133ZM148 202L146 201V203L145 204H147ZM157 203V202H156ZM228 203V202H227ZM226 203V204H227ZM262 203H264V201L262 202ZM65 204V203H64ZM70 204V203H69ZM80 204V203H79ZM116 204V203H115ZM136 204H134V205H136ZM188 204H189V202H188ZM202 204V203H201ZM207 205H208V203H206ZM250 204V203H249ZM251 204H254V203H252L251 202ZM67 205V204H66ZM71 205V204H70ZM108 205H109V203H108ZM111 205H112V203H111ZM119 205H120V202H119ZM128 205V204H127ZM133 205V204H132ZM140 205V204H139ZM139 205H136V206H133L134 208H136V207H138ZM150 205V204H149ZM186 205V204H185ZM246 205V204H245ZM259 205V204H258ZM257 205V206H258ZM262 205V204H261ZM264 205V204H263ZM10 206H12V205H10ZM9 206V207H10ZM48 206V205H47ZM152 206V205H151ZM166 206H167V208H168V205H165V208H166ZM174 206V205H173ZM172 206V207H173ZM224 206V205H223ZM229 206V205H228ZM234 206V205H233ZM251 206H253V205H251ZM16 207V206H15ZM66 207V206H65ZM72 207V206H71ZM70 207V208H71ZM121 206H118L117 208H120ZM130 207V206H129ZM128 207V208H129ZM143 207V209H148V207H145L144 208V206H142ZM175 207V206H174ZM179 207V206H178ZM190 207V206H189ZM198 207H199V205H198ZM207 207V206H206ZM208 207H210V206H208ZM230 207V206H229ZM248 207H249V205H248ZM255 207V206H254ZM253 207V208H254ZM263 207V206H262ZM6 208H7V206H6ZM73 208V207H72ZM141 208V207H140ZM150 208V207H149ZM164 208V207H163ZM166 208V209H167ZM171 208V207H170ZM169 208V209H170ZM180 208V207H179ZM183 208V207H182ZM196 208V207H195ZM243 208V207H242ZM250 208V207H249ZM252 208V209H253ZM41 209V208H40ZM106 209V208H105ZM154 209V208H153ZM165 209V210H166ZM193 209V208H192ZM222 209V208H221ZM230 209V208H229ZM228 209V210H229ZM240 209L241 208H239V212H240ZM247 209V208H246ZM255 209V208H254ZM264 209V208H263ZM5 210V209H4ZM9 210V209H8ZM11 210V209H10ZM28 210V209H27ZM66 209H64V211H65ZM72 210V209H71ZM109 210V209H108ZM134 210H136V209H134ZM141 210V209H140ZM156 210V209H155ZM164 210V211H165ZM171 210H173V209H171ZM176 209H174V211H175ZM208 210V209H207ZM227 210V208L224 210L225 212H228V211H226ZM245 210V209H244ZM244 210H242V212H244ZM13 211V210H12ZM59 211H60V209H59ZM149 211H151V210H149ZM168 210H166V212H167ZM187 211V210H186ZM210 211V210H209ZM218 211V210H217ZM221 211V210H220ZM236 211V210H235ZM248 211H249V209H248ZM44 212V211H43ZM68 212V211H67ZM116 212H117V210H116ZM132 212V211H131ZM183 212H185V211H183ZM210 212H213V211H210ZM224 212V213H225ZM250 212H252V211H250ZM249 212V213H250ZM264 211H262V213H263ZM14 214H15V212H13ZM38 213H39V210H38ZM81 213H83V212H81ZM113 213H115V212H113ZM135 213V212H134ZM134 213H132L134 216L133 217H136L135 216V214ZM144 213H146V212H144ZM144 213H142L143 215H144ZM174 213V212H173ZM178 213V212H177ZM176 213V214H177ZM204 213H205V211H204ZM241 213V212H240ZM253 213V212H252ZM165 214H168V212L167 213H165ZM169 214L171 215V212H169ZM169 214H168V217H170L169 216ZM194 214V213H193ZM232 214V213H231ZM244 214H246V215H248V213H244ZM2 215V214H1ZM11 215V214H10ZM15 215H17V213L15 214ZM83 215H85V214H83ZM147 215V214H146ZM216 215V214H215ZM226 215H227V213H226ZM236 215V214H235ZM234 215V216H235ZM255 214L253 213V215H250V216H252V218H254V220H256V217L254 216ZM9 216V215H8ZM54 216V215H53ZM68 216V215H67ZM77 216V215H76ZM87 216V215H86ZM129 216H131V214H129ZM184 216H185V214H184ZM204 216V215H203ZM236 216H238V215H236ZM242 216V215H241ZM241 216H238L237 218L238 219H236V220H238V224H239V220H241V219H239V217H241ZM261 216V215H260ZM45 217V216H44ZM49 217H50V215H49ZM80 216H78V218H79ZM161 217V216H160ZM175 217H176V215H175ZM180 217V216H179ZM185 217H187V216H185ZM189 217V216H188ZM233 217V216H232ZM243 217H245V218H248V216H243ZM58 218V217H57ZM95 218V217H94ZM128 218H130V217H128ZM145 218V217H144ZM152 218V217H151ZM184 218V217H183ZM208 218H210V217H208ZM213 218H216L215 216H213ZM242 218V217H241ZM244 218V219H245ZM250 218V217H249ZM2 219V218H1ZM18 219V216H16V218H15V220H17ZM87 219V218H86ZM95 219H97V218H95ZM102 218H100L99 220H101ZM140 219V218H139ZM148 219V218H147ZM172 219V218H171ZM184 219H186V218H184ZM223 219V218H222ZM228 219H230L229 217H228ZM243 218H242V220L244 221V223H245V221L246 220H244ZM258 219V218H257ZM263 219V218H262ZM81 220V219H80ZM84 221H85V219H83ZM104 220V219H103ZM110 220H111V218L109 219V222H110ZM140 220H142V219H140ZM149 220V219H148ZM151 220V219H150ZM169 220H170V218H169ZM173 220V219H172ZM174 220H176V219H174ZM180 220V219H179ZM233 220V222H235L234 220V218L232 219ZM249 220V219H248ZM20 221V220H19ZM48 221V220H47ZM50 221V220H49ZM52 221V220H51ZM102 221V220H101ZM112 221V220H111ZM127 221H129V219L127 220ZM135 221V220H134ZM193 221H195L196 222V220H193ZM226 221V220H225ZM257 221V220H256ZM261 221H263L264 222V220H261ZM259 222L260 223V225H261V223H263V222ZM16 222V221H15ZM81 222V221H80ZM95 223H96V221H94ZM133 222V221H132ZM131 222V223H132ZM140 221H136V223H139ZM160 222V221H159ZM161 222H163V221H161ZM176 224H174V226H175V228H176V226H178L179 225V222H178V220H176ZM252 222V221H251ZM251 222H250V224H251ZM103 223H105L104 224V227H105V225L107 226V222H102V224ZM113 223V222H112ZM129 223V222H128ZM128 223H126V224H128ZM155 223V222H154ZM173 223V222H172ZM175 223V222H174ZM197 223V222H196ZM196 223H194V224H196ZM224 223V222H223ZM227 223V222H226ZM229 223V222H228ZM237 223H235V225L237 224ZM241 223H243V222H241ZM249 223V222H248ZM17 224H20V223H17ZM17 224H15V225H17ZM84 224H85V222H84ZM101 224V225H102ZM159 224V223H158ZM158 224H156V225H158ZM180 224H182V223H180ZM191 224H193V223H191ZM190 224V225H191ZM237 224V225H238ZM256 224H257V222H256ZM23 225V224H22ZM81 225H82V223H81ZM92 225H94V224H92ZM91 225V226H92ZM96 225V224H95ZM100 226V224H97V226ZM110 225V224H109ZM130 225V224H129ZM134 225H136V224H134ZM144 225H146V224H144ZM153 225H155V224H153ZM152 225V226H153ZM172 224H170V226H171ZM198 225V224H197ZM241 225V224H240ZM249 225V224H248ZM258 225V224H257ZM263 225V224H262ZM37 226V225H36ZM132 227H135V226H133V225H131ZM130 226V227H131ZM226 226H228V227H226ZM225 226V228L223 227V229L225 230H229V229H227V228H231V227H229V225L227 224ZM239 226V225H238ZM243 226V225H242ZM247 226V225H246ZM246 226H243V227H246ZM255 226V225H254ZM6 227V226H5ZM18 227H20L19 225H18ZM17 227V228H18ZM94 227V226H93ZM93 227H90L91 229H93ZM101 227V226H100ZM99 227V228H100ZM131 227V229H135V228H132ZM149 227V226H148ZM154 227V226H153ZM156 227V226H155ZM158 227H159V225H158ZM172 227V226H171ZM196 227H199V225L198 226H196ZM235 227V226H234ZM233 227V228H234ZM252 227V226H251ZM259 227V226H258ZM262 227H264V226H262ZM262 227H260V228H262ZM107 228H110L109 226H107ZM107 228H105L106 230H108ZM151 228V227H150ZM173 228V227H172ZM238 228V227H237ZM241 228V227H240ZM240 228H239V230H240ZM249 228V227H248ZM253 228V227H252ZM255 229H256V227H254ZM28 229V228H27ZM96 229V228H95ZM105 229H102L104 232H106L105 231ZM141 229H143V228H141ZM166 229V228H165ZM179 229H181V228H178V229H176V230H174V229H172L174 232L175 231H177V230H179ZM197 229V228H196ZM235 229V228H234ZM242 229V228H241ZM259 228H257V230H255L256 231V233H260L259 231H261L260 229L258 230ZM263 229V228H262ZM87 230V229H86ZM99 230V229H98ZM144 230V229H143ZM142 230V231H143ZM149 230H151V229H149ZM154 230V229H153ZM160 230H161V228H160ZM183 230V229H182ZM207 230V229H206ZM239 231L238 229H235L234 231H232V233H230V231L228 232V234L230 233L231 235L233 234V238H229L231 235H228L227 236V234H225L224 235V239H221V235L220 236H218L217 234V231H220L219 229L218 230H215L216 231V235L218 236V237H220L219 239L220 240H225L226 241V243H224V244H222L223 242H219L221 245H227V246H234V248L233 247H231L232 248V251L233 252H236V247H237V245L238 244H240V242L241 241H239V239L241 238L242 239V237H240V235H241V233L239 232V237H236V235H234V233H235V231ZM247 230V229H246ZM13 231H15V229L13 230ZM43 231V230H42ZM95 231V230H94ZM133 231V230H132ZM162 231V230H161ZM181 231V230H180ZM200 231V230H199ZM223 231V230H222ZM241 231V230H240ZM248 231H250V230H248ZM252 231H254V230H252ZM251 231V232H252ZM89 232V231H88ZM100 232V231H99ZM174 232H172V233H174ZM185 231H183V232H181L182 233V236H183V233H184ZM208 232V231H207ZM234 232V233H233ZM243 232V231H242ZM37 233H41V232H37ZM46 233V232H45ZM94 233V232H93ZM92 233V234H93ZM96 233V232H95ZM107 233H109V231H107ZM133 233H137V231H133ZM132 233V234H133ZM149 233V232H148ZM150 233H154V232H150ZM160 233V232H159ZM176 234L177 233H179V231L178 232H175ZM187 233V232H186ZM198 232L195 230V233L194 234H197ZM210 233H213V232H210ZM237 233V232H236ZM248 233V232H247ZM17 234V233H16ZM89 234V233H88ZM91 234V235H92ZM97 234V233H96ZM96 234H94V235H96ZM138 234H140V236H142L141 234H143V233H141V232H139L138 231ZM243 234V233H242ZM253 234V233H252ZM103 235H105V234H103ZM155 235V234H154ZM164 234H162V237H160V238H162V239H164V237H166V236H163ZM169 235V234H168ZM173 235H175V234H173ZM207 235H211V234H206V236ZM223 235V234H222ZM243 235H247L246 233L245 234H243ZM242 235V236H243ZM251 235V234H250ZM261 235V234H260ZM30 236V235H29ZM40 236V235H39ZM93 236V235H92ZM97 236H98V234H97ZM157 236V235H156ZM155 236V237H156ZM178 237V241H180V239L179 238H181V237H179V235H177ZM225 236H227V238H229V239H225ZM28 237V236H27ZM155 237H153L154 239H155ZM185 237H186V235H185ZM185 237H182V238H185ZM196 237V236H195ZM236 237V238H235ZM140 238V237H139ZM146 238H148L149 239V237H147L146 236ZM146 238H144V239H146ZM152 237H151V240L153 239ZM172 238V237H171ZM171 238H169V239H171ZM206 237H204V239H205ZM208 238H209V236H207V240H208ZM210 238H213V237H210ZM249 238V237H248ZM248 238H247V240H248ZM250 238H252L253 240H256V238H253L252 236L250 237ZM249 238V239H250ZM259 239H260V241H264V240H262L260 237H258ZM173 239V238H172ZM188 239H189V237H188ZM196 239V238H195ZM217 239V238H216ZM218 239V240H219ZM252 239H250L249 241H251ZM29 240V239H28ZM97 240H99V239H97ZM100 240H101V238H100ZM187 239H182V241H186ZM207 240H205V243H204V247H205V245H206V241ZM229 240V241H228ZM230 240H233V241H230ZM234 240H238V242H235V243H238L237 245L235 244V243H233L234 242ZM246 240V241H247ZM138 241V244H140L141 246L140 247H142L141 249L143 250V245L140 243V242H142L141 240L139 241V240H137ZM137 241H135L136 243H137ZM145 241V240H144ZM147 241H149V240H147ZM162 241H164L165 242V240H162ZM188 241V240H187ZM192 240H190V242H191ZM93 242V243H92ZM91 242V244H94V242H97V241H92ZM158 241H156V243H157ZM167 242H169V240L167 241ZM189 242V243H190ZM196 242V241H195ZM214 242H216L215 240H214ZM228 242L229 243H231L230 245L228 244ZM256 242V244H258V242L257 241H255ZM135 243V244H136ZM150 243V242H149ZM184 243V242H183ZM251 243V242H250ZM250 243L248 242V244L250 245ZM264 243V242H263ZM263 243H261V244H258V245H260V247L262 246L263 248H264V244ZM134 244V246H136V247H139V246H137L138 244H136L135 245ZM168 244V243H167ZM191 244V243H190ZM244 244H245V242H244ZM255 244V243H254ZM255 244V245H256ZM3 245V244H2ZM235 245H236V247H235ZM249 245H247V246H249ZM4 246V245H3ZM150 246V245H149ZM180 246V245H179ZM212 246V245H211ZM240 246V245H239ZM237 247V248H240V247ZM246 246V245H245ZM246 246V247H247ZM254 246V245H253ZM184 247V246H183ZM182 247V248H183ZM203 247V248H204ZM261 247V248H262ZM135 248V247H134ZM146 247H144V249H145ZM226 248V247H225ZM262 248V249H263ZM136 250H137V252L139 253V251H141L142 252V250L140 249L139 251H138V249L139 248H135ZM148 249V248H147ZM154 249H156V248H154ZM223 249V248H222ZM230 249V248H229ZM235 251H234V250ZM7 250V249H6ZM22 250V249H21ZM136 250H134V249H132V251H135L136 252ZM151 250V249H150ZM204 250H206V249H204ZM225 250V249H224ZM231 250V249H230ZM229 250V251H230ZM14 251V250H13ZM16 251V250H15ZM154 250H152V252L151 251H147V253H149V254H151V253H155V252H153ZM172 251H174V249L172 250ZM176 251V250H175ZM174 251V253H176L177 254V252H175ZM195 251H197V252H199L200 250H198V249H195ZM194 251V253H196ZM9 252V251H8ZM261 252H263V251H261ZM20 253V252H19ZM28 253V252H27ZM143 253V255L145 254L146 255V252H142ZM172 253V252H171ZM90 254H92V253H90ZM135 255L134 256H137V253H134ZM148 254V255H149ZM156 254H158V253H156ZM202 254V253H201ZM28 255H30L31 256V254H28ZM62 254H60V256H61ZM94 255V254H93ZM103 255H105V254H102V255H100V256H103ZM161 255V254H160ZM197 254H194V256H196ZM209 256H210V254H208ZM263 255V254H262ZM26 256V255H25ZM59 256V257H60ZM71 256V255H70ZM140 256V255H139ZM147 256V255H146ZM153 256H156L157 257V255H153ZM153 256H151V257H153ZM162 256H164V255H162ZM198 256H200L199 255V253H198ZM197 256V257H198ZM7 257H9V254L7 255ZM53 257H55V256H53ZM64 257V256H63ZM69 257V256H68ZM77 257H79L78 259H80V256H77ZM92 257V256H91ZM94 257H95V255H94ZM160 257V256H159ZM167 257H169V256H167ZM166 257V259H168ZM203 257H204V255H203ZM263 257V256H262ZM12 257H10V260H12L11 259ZM16 258V257H15ZM74 258V257H73ZM96 258V257H95ZM137 258H138V256H137ZM140 258V257H139ZM143 258V257H142ZM208 257H206V259H207ZM61 259V258H60ZM81 259H83V257L81 258ZM101 258H98V260L101 262V260H100ZM141 259V258H140ZM157 259V258H156ZM162 259V258H161ZM216 259V258H215ZM220 259V258H219ZM9 260V259H8ZM50 260H53V259H51L50 258ZM90 260H92V259H90L89 258V261ZM105 260V259H104ZM150 259H148V261H149ZM199 260V259H198ZM221 261V264H222V259H220ZM229 260V259H228ZM231 260V259H230ZM60 261H62V260H60ZM59 261V262H60ZM70 261V260H69ZM68 261V262H69ZM95 261V260H94ZM143 261V260H142ZM147 261V260H146ZM145 260H144V263L146 264V263H149V264H154L155 262H157V263H160L159 261H154V262H152V263H150V262H146ZM153 261V260H152ZM210 261V260H209ZM208 260L207 261H205V262H209ZM19 262V261H18ZM30 262V261H29ZM74 262H75V260H74ZM87 262V261H86ZM103 262V261H102ZM134 262H136V260L134 261ZM215 262V261H214ZM263 262V261H262ZM8 263H9V261H8ZM11 263H13L12 261H10V264ZM24 263V262H23ZM61 263V262H60ZM71 263V262H70ZM79 263H81V264H84V263H82V262H79ZM92 263V262H91ZM95 262H93L92 264H94ZM104 263H107V262H104ZM108 263H112V262H108ZM138 263V262H137ZM168 263H170V261L168 260ZM217 263V262H216ZM29 264H31V263H29ZM62 264V263H61ZM76 264V263H75ZM87 264H89V263H87ZM100 264V263H99ZM171 264V263H170ZM194 264H196V263H194ZM199 264V263H198ZM203 264V263H202ZM208 264V263H207ZM209 264H211V263H209ZM218 264H219V262H218Z\"/></svg>",
  "mask_w": 264,
  "mask_h": 264
}]
</instances>
